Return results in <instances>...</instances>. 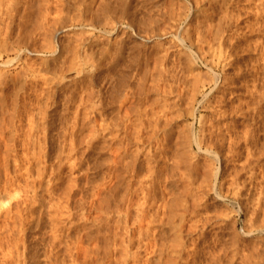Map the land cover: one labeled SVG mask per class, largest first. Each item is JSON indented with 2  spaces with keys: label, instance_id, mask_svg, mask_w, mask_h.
I'll list each match as a JSON object with an SVG mask.
<instances>
[{
  "label": "rangeland",
  "instance_id": "obj_1",
  "mask_svg": "<svg viewBox=\"0 0 264 264\" xmlns=\"http://www.w3.org/2000/svg\"><path fill=\"white\" fill-rule=\"evenodd\" d=\"M48 1H51V0H48ZM65 1L68 2V3L66 2V4H64V6H66L67 14L65 16L66 18L63 19L61 24H63L66 21L64 24L65 25L67 24V25L66 26L64 25L62 28V25L60 24L61 27L56 26L57 28L56 27L53 28L52 26H48V24H46L45 22H41V23L39 22V21H42L41 20L42 14H40L39 12H42L43 9L45 10L44 5H46L48 3V2H46V0H14L11 4L12 8H13V11L11 10L12 15H14V16H12L9 13L11 17L9 16V14H7L8 16L5 15L6 17L3 16V18L0 19V20H3V21H0L1 22V24H0V28H1L0 29V31H1L0 32V35H1L0 36V46L2 47V48L0 47V50H1L0 56L3 57L2 61H6L8 59L14 58V56H15L14 55L15 45L19 41H20V43H23V42L28 41L31 38H33L34 42L32 44H30V46L32 45L30 48L34 47L35 49H39V47H40V45H42V43H44V42L47 43V42L51 41L52 45L59 44L56 47H57V49L58 48L61 49V45L67 44L68 40L71 39L70 38L71 35H73V34L76 35V33L79 34L80 32H83L84 30H86V27L83 29V27H81L80 25H77V23L74 21V19H72L73 23L70 22L72 24L67 22V21L71 20L70 19L71 16H72V18H74L76 16V14H78V11H76V9L74 10V8H75L74 4H75L76 0H74V1L70 0V2L68 0H65ZM100 1H101V3L104 2V3L112 5V8L114 7L113 11L115 10V8L117 9V11L118 10L121 11V12H118L119 14H117V12L114 11V13H116V14H114L112 12L114 15L112 13H110L111 15L108 14L107 17L115 16V15H117V17H119L118 15L121 14L122 17L120 15L119 18H121V19L123 18L124 21L126 20L130 23L132 22L131 23V24H133V25H131L132 30H134V29L137 30L140 27H141L140 28L141 30H139V31H142L143 29L148 30L147 29L148 27L146 28V26L149 24V30L150 31H153V30L155 31L156 27H157L158 31H160L161 29H163V30L165 29L166 32H169V34L168 33L164 34L163 30H161L163 33L162 32L158 33L159 36H161V37H159L160 40L158 38H154L156 41L154 39H152L154 42L152 40H150V42H148L149 45L152 44V45H150V47H148L149 46L148 43H145L143 46L141 45L140 48H135L136 50L132 46L136 47V45H139L140 42H137L138 39L136 40V38L133 37L132 39H130L131 41H128L129 44H127L128 46L126 47V49L123 50L122 56H120L121 58H119L117 60L118 62L116 61L115 64L113 63V65H111V68L113 66L116 67V68L113 67L112 68L113 70L110 68V66H108L109 61H111V59H104V60H102V62L100 61L101 64L99 66H102V67H100L99 69H98V67H96L97 65L94 64L96 68L93 72V74H95L93 76L95 83H93V84H96V85H94V86L90 85L92 88H89L88 82L86 81L87 78L85 76L84 77L86 79L82 76L73 78L74 72L77 69V67H69V69H68V66H66L67 65L66 64L65 67L62 66L63 68L62 67L60 68V71L62 70L61 72H63L62 73L63 76L67 77V80H64L62 82L60 80L53 81L54 83L57 81H59V82H58V84H51V86H49L50 88L46 87V89L48 91L46 90V93L41 94V91L43 88H45V86L42 84H38V86L32 87L31 82H33L35 79H37V77H35V79H33L31 77H28V75L24 76V71L21 69V67L23 65L19 66L18 68L17 67L15 68V61H13L7 67H1V65H0V70H1L0 71L1 72L0 73V76H1L0 77V94H1V96H0V102H1L0 103V112H3V114L4 113L6 114V116L4 115L5 116L4 118L5 119L11 118L13 115L12 112H14V113L16 112L17 115L20 112H47L46 113V115H47L46 120L44 121L43 125L46 127L49 126V131L47 133L48 141H50L51 139L53 140V143H52L53 147H51V148L47 147L46 148L50 152L49 156H47V158H45L46 161L49 162V165L51 164L54 167H58V165L56 164V163H58L56 161L57 159H54V155L51 152H54V149H56L58 147V145H56V143H55V140L61 136H62L61 139L65 138V137L67 138V136H68L67 139H63L64 143L66 144L65 148H67V144L69 145V142H70L69 138L71 137V139H73V141H74V147L76 148V150H75V148L73 149L74 151H72V153H74L75 151H77V153H78L77 154L75 152V154L78 155V156L75 155L77 157V159L74 155H72V157H71V158H73V160H71V161L75 160L74 163H76L74 165V167H70V164H66V162L62 160V159H64V155L61 157V160L63 161V162L61 161V163H62V165H64V168L62 167V165L60 166L61 170L57 171L59 175H57L56 178L54 177V181H52V177H51V174L49 175L50 171L48 169L46 170L47 177L44 176V175H46L45 173L43 174V176L39 177V178H41V181H43L40 183V185L42 187L40 185H38V187L40 189L38 187H37L38 189L36 188L37 190H35L36 191L35 192L36 193L35 198H36V195H37V198L36 199L34 198L35 201L32 202V206H30V204L28 202L30 199L29 197L32 195V191H31V194L29 196V193H30L29 186L30 185L27 184V183H29L28 182L29 180L26 179V177L22 178L25 176L23 174V175H20L19 178H17L18 180L13 181L15 184L12 183V185L20 186L21 190L19 189V187L17 189V187L15 186L17 191L13 190L15 192H12L8 198L9 199L8 202H10V204L8 205V202L6 201L5 204H2L0 206V227H1L0 244L2 243L0 245V263L1 264H9L11 262L10 264H12V263L13 264H17V263L18 264H32V263L33 264H43V263L44 264H55V263H57V264L58 263L59 264H117V261L114 260L115 259L114 256L116 257V259H117V256L123 257V255H122V252H123L124 255L126 253V257L128 256V259L130 261L126 258L127 260L125 262H123L121 259L122 257H121L120 259L122 262H120L118 264H121V263H123V264H127V263H129V264H139V263L140 264H147L148 263L149 264L152 261H153V263L155 261V260L151 261L150 260L151 257L153 259L155 257L159 258V256H160V258H159V260H158V258H156L157 261H155V264L156 263L157 264H164V263L167 264L166 261L168 259H169L168 261L171 260L170 262H168L169 264L172 262H173V264H207V263L208 264H250V263L251 264H254V263L255 264H264V100H263L264 99V81H262V80H264V63H262L263 61L261 60L262 57H264L263 56L264 55V47H263L264 46V44H263L264 43V33H263L264 30L261 29L262 31L260 30L261 31L260 33L257 31L252 32V33L248 32L249 34L246 33V35H244L245 38L243 36V38L239 41L241 44H239V42L236 43L237 55L234 51L233 52L234 57L232 56L233 58H231V62H230V64H233V65L224 66L223 65L224 63H222V66H221V63H220L216 67L215 66L212 67L213 68L212 72H214V74H216V75H219L220 78L224 74H226L227 77H232V79L234 78L233 84L229 83L228 86L224 85L222 87L224 90L222 92H225L224 96L222 95L223 97H221L222 99L217 97V96H221V94L218 93L217 91L214 92L212 96H210L208 98H204L203 95L206 94L210 88L207 87L206 92H202L201 91V83L202 82L206 83V80L210 79V77H212V73L211 72L209 73L208 68H206L205 65L203 66L202 63L200 64V62H198V60L195 59V57H191L192 59L185 58L184 53H187V51H189V50L183 51L182 49H180L178 47L176 48V45L171 44V42L175 39L173 36H174V32H175L174 29L177 27V22L175 21L176 20L175 14H177V12H178V7H179L178 5L180 2H183L187 7L188 6L187 4L190 3V0H188V1L187 0H100ZM100 1L99 0H91V2H93V3H91L90 0L89 1L85 0L84 4H86L87 2H89V4L91 3L90 4L91 10H93L95 12L97 7H98V4H100L99 3ZM76 2H79V0H77ZM51 3L53 4L54 1L52 0ZM54 5H55V3H54ZM54 5L52 7H54ZM86 5H88V4H86ZM199 5H200L199 11L197 13L195 12L194 15L191 16L190 19L185 22L189 25L188 28L190 27L191 33H192V31L194 32V30H195V28H194L196 26L195 21H197V20L198 21L202 20L204 22V24L209 26L210 28H217L218 26H219L218 28H221L225 24L224 17L222 16L223 15L222 9H220L218 7L219 4L217 5V7L215 9H213L214 11H211L212 9H210L211 6H214V5H213V3L209 2V1L208 2L204 1V2L200 3ZM241 5H239V6H241ZM154 7H155V9H154ZM201 9H202V11H201ZM51 10H53V8ZM122 11H123V14H122ZM23 12H26V13H23ZM17 13H19V14H17ZM32 15H34V16H32ZM67 15L69 16L70 20H66L68 17ZM103 17H104L103 14H99L98 16H96L94 18L95 22L96 21L102 22L103 20H100V19H104ZM242 17H245V18H243L244 20L242 21V23H244L245 20H252L253 19V17H251V16L247 17L246 14H245V16H242ZM6 18L9 21H7ZM50 19L51 18H49L48 20H50ZM150 20H152V21H150ZM5 22L8 25H5ZM35 22H37V23H35ZM133 22H135V23H133ZM152 22H153V26L155 29H153V26L152 27L150 26V25H152V24H150ZM39 23H40V25H39ZM242 23H238V25H240V24L244 25L246 22L244 24H242ZM30 24H32V26ZM35 24H37V25H35ZM183 24H184V22L182 23L181 26H183ZM42 25H44L43 29L45 31H48V32L45 33V31L43 29H41ZM38 26H40V27H38ZM2 27L3 28L5 27V28L3 29ZM58 27L61 28L59 30L63 29L65 31L63 33L64 35L62 34L61 36L55 37V39L52 38L53 39L52 40L50 38L51 34H49V33L56 32ZM31 28H32V31H31ZM66 28L68 31H66ZM151 28H152V30H151ZM170 28H172L173 30H171ZM193 28H194V30H192ZM231 28H232V26H231ZM241 29L243 30V28H241ZM59 30H57V31H59ZM157 30H156V32H157ZM36 31H37V33H36ZM172 31H174V32H172ZM43 33L47 34L48 36L43 34ZM67 33H70V34H67ZM66 34H67V36H66ZM95 34L98 37L101 34H102V36L104 35L102 32H99L98 30L95 32ZM43 36H45V37H43ZM102 36H100V37L102 38ZM75 37H77V35L72 36V38H75ZM103 37L105 38L106 36L104 35ZM116 37H118L117 39L120 38L119 36H116ZM59 38H61L62 40ZM12 39H14V40H12ZM15 39H16V41H15ZM170 39H171V42L168 43L169 45L166 44L167 42L170 41ZM55 40H56V42H55ZM72 40H74V39L69 40L68 44L65 46L63 45V46L66 47L67 49H69V47H73L72 45L74 43ZM165 40H169V41H165ZM243 40L245 41V43ZM59 41H61V43H59ZM134 41L136 43H134ZM70 42L72 43L71 46H70V44H71ZM132 42L134 45L132 44ZM156 42H159L161 45L156 43ZM143 43H140V44H143ZM157 44H158V46H155ZM162 44L164 45L163 48H162ZM238 45H240V47H238ZM242 45H244V46H242ZM249 45H250V47H249ZM160 46L163 50H166L165 48H167V49L171 48V49H169L166 52V51L161 50ZM202 46H203L202 48H204L203 50L206 52L208 46H206L205 44H203ZM256 46L258 48H256ZM4 47H6V48L3 49ZM130 47H131V49L129 50ZM241 47H245V48H242L241 51H238L237 49H239ZM251 47L252 48L254 47L255 49H252ZM143 48H144V51H143ZM127 49L129 50V52H127L128 51ZM137 49H139V50H137ZM243 49L245 51H242ZM256 49H259L258 52L256 51ZM261 49H263V50H261ZM2 50H4V51H2ZM125 50L127 53L124 52ZM10 51H12V52H10ZM138 51L141 54L149 55L147 62L142 67L143 69H141V67L138 68V66L136 64L135 65L131 64V63L134 64V62L131 59V56L132 55L135 56V54L138 53ZM145 51H147V53H145ZM161 51L169 54V57L172 55V57H174V60L176 59V61L172 60L173 58H171V57L170 58L167 57V60H166V58H164L162 56L164 53L162 52L163 53L162 54ZM193 51H195V50H193ZM260 51L263 52V55H261L262 53L260 54ZM22 52H23L22 53L23 54L22 59H25L23 62L25 64H30V65L34 64L35 66H38L40 69L41 68H47L48 71H50V69H57V70L59 69V64H60L59 61L60 60L58 61L59 64H56V62L51 61L50 57L52 55L49 53H44V54H40V55L34 54L35 55L34 56L29 51L25 50ZM179 53L181 55H179ZM128 54L129 55L132 54V55L129 57ZM174 54H175V56L177 55L178 57L176 56V58H175ZM7 55H10V56L7 57V59H6ZM133 56H132V58H133ZM151 56H153V58ZM235 56H237V57H235ZM124 57H125V60L127 58L128 59L130 58L129 61H127V60L125 61ZM122 59H123V61H122ZM105 60H107V61L109 60L107 62L108 65L102 64L103 62L106 63ZM177 60H179V61H177ZM121 61L125 62V65L121 66L122 64H124ZM130 61H132V62H130ZM154 61L156 62L155 67H154ZM126 62H128V63H126ZM177 63H179V65H181L182 68H179L181 66H178ZM252 64L254 65V69L256 68L257 72H258L256 77L254 76V72H251V70H250L251 66L253 68ZM103 65H105V67H107V69L105 67L103 69ZM128 65H129V67H128ZM145 65H147L148 67H146ZM249 65H251V66H249ZM126 66L129 69L126 68ZM134 66L137 68H135ZM177 66H178V68H175ZM144 67L146 68L145 69L146 73L141 72V70L144 71ZM238 68L241 70V75L236 73ZM47 70L44 69L42 71H39L40 73H38V74H36L37 73L36 72L34 75H36V76L37 75L38 76L43 75L46 73V72L44 73V71H47ZM136 70H138V72L135 73ZM175 70H176V72H175ZM178 70L179 71L181 70L184 72H181V71L177 72ZM107 71H109L110 73ZM174 72H175V75L173 74ZM250 72L253 74H251ZM106 73H109V74L112 73L113 75L112 74L111 75L114 78H116V80L111 75L106 74ZM137 73H139V74H137ZM182 73L188 74L190 77L187 75L183 76ZM196 73L199 76H197ZM142 74H144L143 75L144 77L142 76ZM177 74H181V76L177 75ZM118 75H120L121 77ZM133 75L134 76L136 75V76L134 77ZM171 76H173V77H171ZM201 76H203V77H201ZM122 77H124V78H122ZM193 77L194 78L197 77V78L194 79ZM25 78H27V79L25 80ZM111 78H113V79L111 80ZM120 78H122L121 80H123V81H121ZM179 79H181L187 85L184 84V87L183 86L181 87V85H183L182 84L183 82L177 81ZM114 80L116 81V84L121 85L122 89L120 86H117L114 83L115 82ZM193 80H195V82ZM197 80H198V83L196 82ZM249 80L251 81L250 82L251 84L248 82ZM117 81H118V83H117ZM219 81H220V79H219ZM244 81L248 82L247 87L243 86L242 83ZM71 82H73V83H71ZM122 82H124V83H122ZM5 83H7V84H5ZM172 83H174L172 85L174 87L171 86ZM195 83H197V84H195ZM40 85H42V87ZM64 85H65V87H63ZM168 85L171 87V90L168 89ZM189 85H191V86H189ZM59 86H62V87H59ZM187 86H189V88H187ZM113 87H114V89L116 87V89L114 90ZM118 87H120L121 90ZM125 87H127V88H125ZM164 88H167V90H165ZM184 88L187 89L185 91L187 94L184 92V90H185ZM192 88L193 89L195 88L194 92H193ZM254 89H256L257 93ZM79 90H81V91L79 92ZM227 90H228V92H227ZM249 90H251V92H249ZM52 91H54V93ZM57 91H59V92H57ZM107 91H108V93H107ZM258 91H259V93H258ZM47 92H49V93H47ZM50 92H52V93H50ZM165 92H169V93L165 94ZM181 92H183V94ZM195 92H196V94H194ZM261 92H262V94L260 95ZM216 93L220 94V95H217ZM49 94L50 95L53 94V95L50 96ZM192 95H196V97H195L196 99H194L192 97ZM215 95L218 99H220L219 101L215 97ZM47 96H49V98H47ZM260 96H263L261 100H260V98H261ZM12 98H14V99H12ZM64 99H66V100H64ZM47 100H48V102L49 101L50 102L47 103ZM55 101H57V102H55ZM53 102H54V104H53ZM62 102H63V104H62ZM205 102H207V103L209 102L210 105L211 104L212 105L210 107L207 105L206 106L202 105ZM9 103H11V104H9ZM92 104H93V106H92ZM99 104L102 105V107L100 105V109H99ZM43 106H45V107H43ZM212 106H214V109H212ZM203 108H205L206 110ZM96 109H99L97 111L98 112L100 111V112L98 113L96 111ZM252 109H254V110H252ZM90 110H92L94 112L96 111L97 113L95 112V114H100V116L94 115V112H92ZM217 110H220V111H217ZM16 114H14L15 115L14 120H13L14 124H15V122L17 123L18 117ZM75 114L78 115V116H76V118H75ZM85 114H86V116H85ZM200 115L204 116V119L206 121V125H208L207 128H206L205 124L203 126L204 127L203 128L204 129V135H207V136H205V138L208 141L216 139L217 134H220V133L222 134L223 132L225 133L226 127H228L231 130V133L232 132L234 133L233 136H235V132L237 133L235 137L238 136L237 139L240 138L239 142L240 141L241 142H240L239 149L240 148L241 149L238 150L239 155L236 156V158H234L232 160V163L226 162L222 159H221L222 161L219 159L220 161L218 160L219 161L218 162L216 159L206 157V155H203L201 153H199V155L195 156L193 152H196V150H197L196 146L193 145L194 151H191L190 148L186 149L187 146L184 147V145H187V144H184L186 142H183V140L182 141L179 140L181 137H182V139H185L189 135V127L191 124L194 125L193 128H196L195 130L193 129V133L197 134V130L200 126L198 123V119H199ZM87 116H88V119H90L91 117L92 118L96 117V120L98 122H96V120H95L94 127L96 126L98 128V126H99L98 123H102L103 126L105 125L104 127H102L103 131H102L101 136H99V133L101 131L92 132V129H93V128H91L92 123H87L88 122L86 120ZM159 116H161L162 119L158 120ZM73 117L76 120L73 119ZM102 120H103V122H102ZM74 122L76 123V126H78L79 129L77 128L74 136H70L71 130L69 132H68V130H69V127H71V125L74 126ZM67 123H68V125H66ZM106 123H107V125H106ZM216 123L217 124L220 123V124L217 125ZM26 124L27 123H25V121H23L22 126L26 127ZM224 124H225V126L226 125H228V126L225 127ZM80 125H82V126H80ZM210 125L212 127H215L216 125L217 126H216V128H213V130H212ZM218 126H219V129H221V130L218 129ZM3 127H6V125H4ZM230 127H233V129H231ZM63 128L66 130L65 133H63L64 132ZM72 128H70V129H72ZM97 128H96V130L100 129V128H98V129ZM209 128L211 129L210 132H209ZM124 130H128V131L126 132ZM218 130H219V132H218ZM248 130H251L253 132L248 131ZM137 131H138V133H137ZM152 131L156 132L158 145H159V143L165 144V142H161L162 137H163L164 133H168V131H170L172 136H171L170 140H168L170 142L168 145L177 144L178 149H179V151H178L179 153L180 152L184 153L182 151L183 147L186 149V151H185V149H184V151L187 153V154L186 153L185 154L188 157H186V155L185 156L183 155L182 157H183V159H184V157H186L187 159H189V158L190 159H189V161L187 159L183 160L182 157L179 156L181 158V159L179 158L180 159L179 161L185 162V163H178L177 168L180 166H182V167L184 166L185 167V169L183 168L184 170H182V168L180 167L181 171H185V170L188 171L187 175L189 177H190L189 167L191 168L192 166L193 167L197 166L196 164H199V165L201 164L200 166H197V168L199 167L197 172H196L197 178L195 177V175L194 176L191 175V178H189L192 180V183L190 181H188L189 180L188 176L184 177L186 175V171L184 172L185 173V175H184L182 172H179L180 171L179 168H178V171L176 168V171H173V172L169 171L168 172V174L171 173L170 175L172 178L174 176L176 177L175 180L173 178L174 181L172 179H170L171 182H169L167 180H163L165 177L171 178L169 175L166 176V170L165 171L163 170V172H162L163 174L159 177L152 176L153 179L151 180V177H150V179L148 177L146 179L147 173L145 172L144 169L143 170L141 169L142 177L143 178L145 177L144 179L142 178V180H144L143 184L145 183V186H146L147 183L148 184L151 183L157 187V189L155 186H154L155 189L152 188L154 190V192H156L155 196L156 197L158 196V197L157 198L155 197L156 201H155V203L153 202V205H152L150 212L153 214V216H154V214H156V217L159 215L158 216L159 219L161 217H162V219H164L163 221H162V219L160 220L162 222L160 224V222H158V220H159L158 217L157 218L155 216L153 218L151 217V221H153V223H154V224L152 223L153 225H151V227L154 226V229H151V228L150 229L154 231V232H152L154 234L152 236L150 234V236H151V240H153L152 242L153 243L155 242L154 244L152 242L151 243L156 247L155 248L156 250L153 249V247H152L153 251H151L152 249L148 250L151 247L146 246L148 244L146 242L151 241V240H147L150 238L146 237L147 238L146 240L144 237L142 238L141 236L138 238V233L135 232V230L138 231V229L135 227L136 223L133 220V218H135V215L137 214L136 211H138L137 205L141 202V199L139 197V192L135 194L136 196L135 195L133 196V198L136 199V201H135L136 205H135V203H132V202H134V199L132 197H131V201L132 200L133 201L130 203H132L133 205L129 204V202L127 203L128 200L126 201V199L129 198L128 196L132 194L131 190L133 191L134 189H136L138 187V184H137L138 182H136L137 178L133 177V179H132L131 176L129 177L128 173L122 174L123 176H125V178H123L124 179L123 182L120 181V183H119L122 187L120 186L121 188L120 187H119V189L117 188L116 191L111 190L112 189L111 186L113 185V182H114V180H113L114 177L111 173V172H113V167H112V164L110 161V159H112L110 157L113 156V153L115 155V153L117 152V151L113 152V150L115 151L117 146H119L120 144L126 147V145H124V144L128 143L127 147L129 148L131 146V149L129 148V152L134 153L133 149L136 148V145H135L134 141L132 142V140H133L132 135H133V137H136V133L137 134L140 133L139 135L141 138V140H140L141 142L140 143L137 142V143L140 144V146H141V144H143L142 145L143 147L141 146V149H144V147L148 145L147 137H149L151 135ZM243 131H245V132L248 131L246 133L247 136L244 132V137H250L251 136L253 138H251V137H250V139L249 138H246V139L242 138L243 137L242 136ZM124 133H126L127 135H125ZM253 133L255 134V136L253 135ZM7 134H8V132H5V133H3V136L8 137ZM10 134L11 133H9V135ZM48 134H50L51 139H50V136ZM114 134L117 136L114 137L113 136ZM210 134H211V136H210ZM0 136L2 137L1 134H0ZM125 136L127 139L124 138ZM1 137H0V149H3V142H2L3 140ZM212 137H214V138H212ZM152 138L149 141V143H151L149 145L151 154L155 152L153 149L155 147L154 146L155 141L152 140ZM124 140H127V141H124ZM123 142H124V144H123ZM181 143H183V146L182 145L180 146ZM212 143H214V142H212ZM249 143H251V144H249ZM87 144L90 147L87 146ZM133 144L135 145V147ZM244 144H245V146L247 144L248 145L246 147H244L243 146ZM16 145H17V147L15 148L16 149L15 152L17 154L19 153L17 155V158L21 159V154H24L23 153L24 151L21 148V146H18L19 145L18 143H16ZM123 146H119L118 149L122 148ZM157 147L158 146L156 144V148ZM247 147H248V149H247ZM243 149H246L245 152H243L244 151ZM187 150L192 152L195 159L193 156H191L192 155L191 152L189 153ZM246 151L248 152V155H247ZM145 153H146V151L143 150V156H141L140 159L144 158ZM189 154H191V155H189ZM171 155H172V153H171ZM168 156H170V155H167L166 157H168ZM203 156L206 158H204ZM79 157H82V158L80 159ZM50 159H51V161H50ZM78 159L81 161L83 159V161L78 163L79 161L78 162L76 161ZM155 160H157L156 157H155ZM206 160H209V161L207 162ZM157 161H159V160H157ZM187 161L190 164H187L188 163ZM210 161H212V162H210ZM191 162H193L192 163L193 165H191ZM194 162H196V163L194 164ZM220 162L222 164H220ZM12 163L13 162L11 161V164H9V166H8V168L10 167V169H12V171L10 170L11 172L8 171V173H12L15 169H17L15 167V164L14 163L12 164ZM63 163H65V164H63ZM170 163L173 164V160H167L166 159V160H160L158 165L159 166L163 165L166 169V168H168V165H170ZM209 163H210V166H209ZM179 164H180V166H179ZM67 165H68V167H65ZM221 167H223V168H221ZM20 168H23V167L21 166ZM200 168L202 171L200 170ZM2 169L3 168H1V170ZM216 169H217V171H216ZM257 169H259V170H257ZM1 170H0V173L2 174V172H4L5 170L4 169H3V171H1ZM7 170H9V169H7ZM7 170L5 171L6 173L4 172V174H3L4 176L1 175V177H4V178L6 177V174H8ZM191 171H192V169H191ZM191 171H190V173H191ZM143 172H145V173H143ZM15 173H17V172H15ZM137 173L138 174L136 177L139 178L138 179V181H139L140 180V176H139L140 169H138ZM172 173H173V175H172ZM174 173H175V175H174ZM259 173H260V175H259ZM206 174H207V176H206ZM10 175H12V174H10ZM14 175L15 174H13L12 176H14ZM126 175H127V178H126ZM214 175H215V177H214ZM12 176H10V177H12ZM48 176H50V180L48 179L49 178ZM7 177H9V174L7 175ZM57 177L60 179L57 180ZM111 177H113V178H111ZM6 178H5V180H7ZM154 178L155 179L157 178L156 181ZM185 178L188 180H186ZM193 178L198 179V180H194ZM202 178H203L204 182H203V180H200ZM24 179L27 181H25ZM55 179L57 182L55 181ZM1 180H3V178ZM1 180H0V185L3 186V182ZM5 180H3L4 185H5V183H7V182H5ZM39 181H40V179H39ZM46 181L48 183H46ZM146 181H148V182H146ZM16 182H17V184H16ZM21 182H22V185H21ZM54 182H55V186H54ZM127 182H129L131 184V186H129L131 189L128 188L130 193L128 192V189H125V187H126L125 184H128ZM166 182H168V183H166ZM78 183H79V186H78ZM186 183H187V185H185ZM196 183L197 184L203 183L204 185L200 184L201 186L199 187V185H195ZM220 183H222V184H220ZM23 184L24 185L27 184V185H25L28 188V189L25 188L27 191L25 189H23L25 187ZM135 184H136V186H135ZM151 184L147 185V186H151ZM166 184H169V185L167 186ZM191 184H192V186H191ZM72 185H73V188L71 190H68V191H70V192H68L67 189L72 187ZM164 185H166V187ZM2 186H0V188ZM46 186L49 187V189L52 187V192L51 191L49 192V190H47L48 188ZM68 186H70V187L68 188ZM187 186H189V187H187ZM195 186H197V187H195ZM202 186L205 188L206 191L204 190V188ZM3 187L4 188H1L3 191H1V189H0V191H1L0 195L4 194L5 186H3ZM107 187H109V189ZM110 187H111V189H110ZM173 187H174V189H172ZM11 188L12 187H10V189ZM122 188H124L127 191L128 195H125V194H127L126 191H124L125 194L123 193ZM158 188H160V189H158ZM161 188H163V189H161ZM169 188L172 190L170 191ZM187 188H188V190H187ZM253 188H254V190H253ZM77 189H78V191H77ZM101 189H102V191H101ZM183 189H185V190H183ZM192 189H193V191H192ZM202 189H203V192H202ZM7 190H9V187L7 188ZM19 190L21 192H19ZM159 190H161V191H159ZM186 190H187V192H185ZM118 191H121L123 193V195H125V197H128V198L125 199L124 196H122V193L121 192L118 193ZM158 191H159V193H157ZM166 191H167L168 195L170 194V192L172 195L167 196ZM204 192H205V194H202ZM25 193L28 197L27 198L28 200L26 199L28 203L26 201L21 203V201H23V200H20V199L25 200V197L21 198L20 196H23ZM186 193H189V194L187 195ZM230 193L231 194L233 193V194L231 195ZM177 194H178V196H177ZM192 194H193V196L194 195L195 196L193 197ZM196 194L199 196H197ZM140 195H141V193H140ZM160 195L161 196L166 195L167 197L164 196L163 199L165 197L166 198L163 200L160 197ZM200 195H201V197H200ZM186 196H188V197H186ZM116 197H117V199H116ZM171 197L173 199H170ZM182 197L185 199L187 198V199L183 200ZM118 198H122L123 199V200L121 199L122 202H119ZM195 198H198V202ZM17 199H18V201L20 200L19 201V207L18 208L16 207V209H15L14 204H15V206L18 204V203H15V201H17ZM64 199H66V200H64ZM160 199H162L166 204H168L171 201H173V202L175 201L176 202V203L174 202L175 206H173V204L170 203L172 205L171 208L170 207H167V208L166 207L165 208L160 207V209H159L158 205L161 204L160 206H164L163 205L164 202L162 203V200H160ZM169 199H170V201H169ZM175 199H177V200H175ZM191 199L196 200V201H192ZM166 200L168 201V203L166 202ZM65 201H66V203H65ZM123 201H124V203H123ZM181 201H183V203H181ZM23 203L29 204V206L32 207V210L34 209L31 214H29V212L31 211L30 209L26 210L27 208H30V207H26L28 205H25ZM125 203L127 206L130 205L132 208L131 207L126 208ZM65 204H66V206H65ZM156 204H157V207H156ZM170 204H168V205H170ZM10 205H11V211L12 212L10 211V213H6L5 208H7V206L9 208ZM24 205H25L26 209H24V211H23L21 209L24 208ZM50 205L53 207H50ZM176 205H178V206L176 207ZM20 206H21V209H20ZM22 206H23V208H22ZM136 206H137V208H136ZM254 206H255V208H254ZM123 207H125L126 209H130L129 216H130V214H131V216L133 215V218H131V216H130L127 219V223L125 222V219H124L125 214L123 213L124 210H126V209H124ZM153 208H155V209L157 208V209L154 210ZM161 208H163L164 211L161 210ZM13 209L16 213L13 212ZM121 209H122V211H121ZM131 209L132 210L135 209L136 211H134V213H133V211ZM167 209H170V211ZM17 210L19 213H17ZM119 210L121 212H118ZM177 210L179 211V213ZM116 211H117V213H115ZM161 211L164 213V215H162ZM35 212H36V214H35ZM48 213H50V214H48ZM53 213L56 215H54ZM20 214H21V216H20ZM51 214H53V216ZM178 214H181V215L178 216ZM62 215H64V216H62ZM8 216H10V217H8ZM17 216L19 217L20 220L17 219L18 218ZM122 216H123V218H122ZM171 216H174V218L170 219V218H172ZM20 217H22L23 220H21ZM114 217L120 218V219L116 218V222H117V220L120 222V223L118 222L119 224L117 223L118 225L122 224L121 222L125 223L126 225L125 224H122L121 226L116 225V223L114 222V220H115ZM182 217H183V219H182ZM45 218H47V219H45ZM130 218L134 222H130L131 221ZM154 219H156V220H154ZM195 219H197V220H195ZM198 219H199V221H198ZM62 220H64V221H62ZM188 220H191V222ZM192 220L194 221V223L192 222ZM71 221H72V223H70ZM51 222L56 223L55 224L56 226L54 224H52ZM8 223H10V224H8ZM17 223H19V224H17ZM134 223H135V225H134ZM51 224L53 225L52 228L55 230H52ZM155 224H158V225H156L157 227L155 226ZM179 224L181 225L180 226L181 229L179 227ZM189 224H192V226L190 225L191 227H188ZM203 224H204V226H203ZM124 225L126 228L127 227L131 228V226H132L133 227L132 229L135 232L134 234H132V240H133L132 242L133 243L135 242V243L134 244L132 243V245H130L131 248L129 245H128V247H126V250L130 249V252L124 251V249H123V247H124L123 245L124 244L127 245V243L124 241L126 238V233H125L126 229H125ZM160 225H162V227ZM200 225H201V227H200ZM231 225H233V226H231ZM5 226H7L8 229ZM193 226H195V227H193ZM196 226H197V228H196ZM4 227L6 229H3ZM155 227H156V229H155ZM247 227H248V229H246ZM116 228H117V230L119 229L120 234L124 229V233L121 234L123 236V238L119 234V231L116 230ZM121 228H123L122 231H121ZM8 230H9V232H8ZM113 230H115L116 233L118 232L117 235L119 234L121 236L119 238H121L123 240H120V239L118 240V238H116L114 241L113 238L115 236H113V232H114V235L116 233ZM151 230H149V231H151ZM158 230H160V231H158ZM162 230H164L163 233H162ZM191 230H193V231H191ZM248 230H249V232H248ZM157 231L160 232V234H162V235L158 236ZM69 232H70V234H69ZM178 232H179V234H178ZM39 234H40V236H39ZM54 234L56 236L60 235L59 236L60 238L59 237L57 238ZM123 234H125V235H123ZM117 235H116V237L119 236V235L118 236ZM52 236H55V238L57 240ZM27 237H28V239H27ZM74 237H76V238H74ZM162 237H163V239H162ZM99 238H101V239H99ZM133 238L136 239L137 241L134 240ZM140 238H142V239H140ZM173 238H174V240H173ZM60 239H61V241H60ZM53 240H55V242ZM112 240L114 242H112ZM56 241H59V243ZM76 241H77V243H76ZM79 241H81V242H79ZM116 241H117V243H116ZM121 241L123 242V245L120 244V243H122ZM159 241H161V242L159 243ZM174 241L177 243L178 247L175 245L176 243L175 244L172 243ZM14 242H15V245H14ZM64 242H66L67 244ZM137 242H140V243L143 242V243L139 244ZM144 242H145V244H144ZM162 242H163L162 245L164 246V247H162V249H164V250H162L161 248H157L159 246L160 247L162 246V245H160ZM46 243L48 244V246L46 245ZM60 243L62 245H60ZM104 243H106V244H104ZM114 243H116V244H114ZM157 243H159V244H157ZM69 244H70V246H69ZM142 244H144L145 247L140 246ZM105 245H107V246H105ZM137 245H139L141 248L139 246H138L139 248H137ZM201 246H203V247H201ZM175 247H177V248H175ZM68 248H70V249H68ZM144 248L146 249V251ZM138 249H141V251ZM143 249L146 253L143 252ZM159 249L162 250L163 252H161ZM172 249H173V251H172ZM202 249H204V250H202ZM4 250L7 252H5ZM16 250H17V252H16ZM115 250H117L118 252ZM147 251H150L148 256L145 255L148 253ZM154 251L155 252L157 251L156 252L157 255L159 252H161L162 255L159 253V256H157L154 254L155 253ZM243 251H244V253H243ZM68 252H70V253H68ZM131 252H133V254L135 253V255H138L139 254L138 252H140V254H139V256H135V255L133 256L131 254ZM152 252H154V253H152ZM178 252L180 254L177 255L176 253H178ZM150 253H152V256H150ZM209 255H211V256H209ZM11 256H12V258H11ZM132 256L134 258H132ZM165 256H167V257H165ZM178 256H179V258H178ZM2 257L4 259H2ZM45 257H46V259H44ZM145 257H147V258H145ZM228 257H230V258H228ZM5 260H7V261H5ZM118 261H120V260H118ZM136 261H138L139 263L138 262L135 263ZM148 261H150V262H148Z\"/></svg>",
  "mask_w": 264,
  "mask_h": 264
},
{
  "label": "bare ground",
  "instance_id": "obj_2",
  "mask_svg": "<svg viewBox=\"0 0 264 264\" xmlns=\"http://www.w3.org/2000/svg\"><path fill=\"white\" fill-rule=\"evenodd\" d=\"M14 0H0V19H2L3 18V16L4 17H6L5 15H7V14H11L12 15V11H13V8H12V2H13ZM54 1V3H55V5H54V3L52 4L51 2H52V0L51 1H48V0H46V2H48L46 5H44L45 6V10L43 9V11L42 12H39L40 14H42L41 16H42V21H39L40 23L41 22H45L46 24H48V26H52L53 28H55L56 26H59V27H61L60 26V24L62 23V21H63V19L64 18H66L65 16H66V14H67V10H66V6H64V4H66V2L67 1H65V0H53ZM69 2H70V0H68ZM72 1V0H71ZM74 1V0H73ZM77 1V0H76ZM75 1V4H74V6H75V8H74V10L76 9V11H78V14H76V16L74 17V18H72V16L70 17V19H69V16L67 17V19L66 20H70V21H67V22H72L73 23V20L72 19H74V21L77 23V25H80L81 27H83V29L86 27V30H84L83 32H80L79 34H77L76 33V35H77V37H75V38H72V36H76V35H71V39H74V40H72L73 41V45H72V41L69 43L70 44V46L72 45L73 47H69V49H67L66 47H64L65 45H67L68 44V42H69V40H71V39H69L68 40V42H67V44H63V45H61V49H57V45H59V44H56V45H52L51 44V41H49V42H47V43H42V45H40V47H39V49H35L34 47H32V48H30L31 46H30V44H32L33 42H34V39L33 38H31L30 40H28V41H25V42H23V43H20V41L15 45V52H14V58H11V59H8V60H6V61H2L3 59V57L2 56H0V65H1V67H7V66H9L13 61H15V68L17 67H19V66H22L21 67V69L24 71V76H27L28 75V77H31V78H33V79H35V77H37V79H35L33 82H31V84H32V87H36V86H38V84H42V85H44L45 86V88H43L42 89V91H41V94L42 93H46V87L48 88L49 86H51V84H58V82L59 81H57V82H53V81H55V80H60L61 82L62 81H64V80H67V77H65V76H63V72H61L60 71V68L62 67V66H64L65 67V65L66 66H68V69H69V67H77V69L75 70V72H74V76H73V78H76V77H86L87 78V82H88V86H89V88H92L90 85H96V84H93V83H95L94 81V78H93V76L95 75V74H93V72H94V70H95V68L96 67H98V69L100 68V67H102V66H99L101 63H100V61L102 62V60H104V59H111V61H109V65L107 64V60H105L106 61V63L105 62H103L102 64H107L108 66H110V68H111V65H113V63L115 64V62L119 59V58H121L120 56H122V53H123V50L124 49H126V47L128 46L127 44H129L128 43V41H131L130 39H132L133 37L134 38H136V40H137V42H140V43H143V44H140L139 43V45H136V47L135 46H132V47H134V49L135 48H140L141 47V45L143 46L145 43H148V42H150V40H152V39H154V38H158L159 39V37H161V36H159V32H162L161 30H163V29H159L160 31H158L157 29V27H156V30H157V32H156V30L154 31H150L149 30V24L146 26V28L150 31H148V30H144L143 28V30L142 31H139V30H141L140 28L139 29H137V30H132V26L131 25H133V24H131L130 22H128V21H124L123 20V18L121 19V18H119L120 17V15H118L119 17H117V15H115V16H109V17H107V15L109 14V15H111L110 13H114V11H116L117 12V14H119L118 12H121L120 10H118L117 11V9L115 8V10L113 11V8H112V5H110V4H107V3H104V2H102L101 3V1L99 2L100 4H98V7H97V9H96V11L94 12L93 10H91V3H93V2H91V0H90V4H89V2H87L86 4H88V5H86V4H84V2H85V0H79V2H76ZM89 1V0H88ZM188 1V0H187ZM204 1H209V2H211V3H213V5L214 6H211V8L210 9H212L211 11H214L213 9H215L216 7H217V5L219 4V8L220 9H222V16L224 17V20H225V24L221 27V28H210L209 26H207V25H205L204 24V22L202 21V20H197V21H195V24H196V26L194 27L195 28V30H194V28L192 29V30H194V32L192 31V33H191V30H190V27L188 28V24L187 23H185L186 21H188L189 19H190V17L191 16H193L194 15V13L196 12H198L199 11V8H200V3H202V2H204ZM17 2V1H16ZM20 2V1H19ZM30 2V1H29ZM39 2V1H38ZM106 2V1H105ZM110 2V1H109ZM108 2V3H109ZM27 3V2H26ZM44 3V2H43ZM68 3V2H67ZM73 3V2H72ZM96 3V2H95ZM17 4V3H16ZM128 4V3H127ZM242 4V5H241ZM246 4V5H245ZM19 5V4H18ZM37 5V4H36ZM54 5V7H52ZM68 5V4H67ZM121 5V4H120ZM141 5V4H140ZM188 6L186 7V5L183 3V2H180L179 3V7H178V12H177V14H175V18H176V22H177V27L174 29V31H172V32H174V40L171 42V39H170V41L169 40H165V41H169V42H167L166 44H168V43H170L171 42V44L172 45H176V48L178 47V48H180V49H182L183 51L184 50H189V51H187V53H184V56H185V58H190V59H192L191 57H195V59H197L198 60V62H200V64L202 63V65L204 66H206V68H208V71H209V73L211 72L212 73V77H210L209 75V77H210V79H207L206 80V83H201V91L202 92H206V90H207V87H209L210 89H209V91L206 93V94H204L203 96H204V98H208V97H210V96H212L213 95V93L214 92H218V93H220L221 94V96H217L218 98H221V97H223L224 96V93L225 92H222V91H224L223 90V86L224 85H227L228 86V84L229 83H232L233 84V79H232V77H227V75L226 74H222L223 76H221V78L219 77V75H216V74H214V72H212L213 71V66H217L218 64H220L221 63V66H222V63H224L223 65L224 66H227V65H233V64H230V62H231V58H233L234 56H233V52L235 51V53H236V43H238L242 38H243V36L244 35H246V33L247 34H249L250 32L252 33V32H255V31H257V32H261L262 30H264V0H190V3H188L187 4ZM239 5H241V6H239ZM244 5V6H243ZM253 5V6H252ZM14 6V5H13ZM33 6V5H32ZM73 6V7H74ZM19 7V6H18ZM53 8V10H51L52 8ZM153 7V6H152ZM12 8V9H11ZM26 8V7H25ZM43 8V7H42ZM51 8V9H50ZM94 8V7H93ZM96 8V7H95ZM122 8V7H121ZM50 9V10H49ZM154 9H155V7H154ZM12 10V11H11ZM186 10V11H185ZM192 11V12H191ZM201 11H202V9H201ZM204 11V10H203ZM23 13H26V12H23ZM112 13V14H113ZM244 15H243V14ZM10 14H9V16H10ZM17 14H19V13H17ZM22 14V13H21ZM71 14V13H70ZM99 14H103L104 15V19H100V20H103L102 22L101 21H96L95 22V17L96 16H98ZM114 14H116V13H114ZM113 14V15H114ZM122 14H123V11H122ZM245 14L247 15V17H249V16H251V17H253V19L252 20H245L244 21V23H242V21L244 20L243 18H245V17H242V16H245ZM23 15V14H22ZM29 15V14H28ZM148 15V14H147ZM8 16V15H7ZM12 16H14V15H12ZM32 16H34V15H32ZM37 16V15H36ZM127 16V15H126ZM11 17V16H10ZM19 17V16H18ZM22 17V16H21ZM121 17H122V15H121ZM141 17V16H140ZM8 18V17H7ZM6 18V19H7ZM41 18V17H40ZM49 18H51L50 20H48ZM98 18V17H97ZM96 18V19H97ZM102 18V17H101ZM126 19V18H125ZM162 19V18H161ZM34 20V19H33ZM98 20V19H97ZM132 20V19H131ZM130 20V21H131ZM0 21H3V20H0ZM7 21H9L8 19H7ZM6 21V22H7ZM150 21H152V20H150ZM149 21V22H150ZM5 22V25H8L7 23ZM14 22V21H13ZM25 22V21H24ZM66 22V21H65ZM64 22V23H65ZM139 22V21H138ZM148 22V21H147ZM158 22V21H157ZM184 22V24H183V26H181L182 25V23ZM35 23H37V22H35ZM40 23H39V25H40ZM61 24L62 25V28H63V26L65 25V24ZM72 23H70V24H72ZM133 23H135V22H133ZM238 23H242V24H244V25H238ZM0 24H1V22H0ZM44 24V23H43ZM147 24V23H146ZM145 24V25H146ZM150 24H152V25H150L151 27L153 26V22L152 23H150ZM156 24V23H155ZM31 26H32V24H30ZM35 25H37V24H35ZM67 25V24H66ZM65 25V26H66ZM137 25V24H136ZM157 25V24H156ZM27 26V25H26ZM43 26L44 25H42V27H41V29H43ZM47 26V27H48ZM79 26V27H80ZM144 26V25H143ZM166 26V25H165ZM231 26H232V28H231ZM240 26V27H239ZM242 26V27H241ZM8 27V26H7ZM22 27V26H21ZM38 27H40V26H38ZM58 27V29L57 30H59V29H61V28H59ZM68 27V26H67ZM70 27V26H69ZM72 27V26H71ZM159 27V26H158ZM3 28V27H2ZM5 28V27H4ZM3 28V29H4ZM15 28V27H14ZM13 28V29H14ZM57 28V27H56ZM134 28V27H133ZM145 28V27H144ZM164 28V27H163ZM173 28V27H172ZM172 28H170L171 30H173ZM241 28H243V30L241 29ZM1 29V28H0ZM23 29V28H22ZM38 29V28H37ZM36 29V30H37ZM46 29V28H45ZM49 29V28H48ZM51 29V28H50ZM82 29V30H83ZM153 29H155L154 28V26H153ZM262 29V30H261ZM30 30V29H29ZM44 30V29H43ZM56 30V32H54V33H49V34H51V36H50V38L52 39H55V37H58V36H61L65 31L62 29V30H59V31H57ZM99 31V32H102L106 37L104 38L103 36H102V34L100 35V36H102V38L99 36H96V34H95V32L96 31ZM151 30H152V28H151ZM170 30V31H171ZM242 30V31H241ZM261 30V31H260ZM31 31H32V28H31ZM45 31V30H44ZM66 31H68L67 30V28H66ZM1 32V31H0ZM8 32V31H7ZM17 32V31H16ZM26 32V31H25ZM30 32V31H29ZM46 32H48V31H45V33ZM143 32V33H142ZM163 32H164V34H169V32H166V30L164 29L163 30ZM162 32V33H163ZM249 32V33H248ZM15 33V32H14ZM24 33V32H23ZM36 33H37V31H36ZM35 33V34H36ZM45 33H43V34H45ZM263 33H264V31H263ZM30 34V33H29ZM42 34V33H41ZM40 34V35H41ZM67 34H70V33H67ZM67 34H66V36H67ZM21 35V34H20ZM27 35V34H26ZM37 35V34H36ZM45 35H47V34H45ZM64 35V34H63ZM172 35V34H171ZM1 36V35H0ZM42 36V35H41ZM48 36V35H47ZM116 36H119L120 38L119 39H117L118 37H116ZM165 36V35H164ZM12 37V36H11ZM32 37V36H31ZM35 37V36H34ZM43 37H45V36H43ZM109 37V38H108ZM194 37V38H193ZM28 38V37H27ZM30 38V37H29ZM40 38V37H39ZM62 38V37H61ZM61 38H59V39H61ZM163 38V37H162ZM244 38H245V36H244ZM23 39V38H22ZM52 39V40H53ZM12 40H14V39H12ZM46 40V39H45ZM62 40V39H61ZM134 40V39H133ZM132 40V41H133ZM155 40V39H154ZM160 40V39H159ZM15 41H16V39H15ZM30 41V42H29ZM37 41V40H36ZM39 41V40H38ZM153 41V40H152ZM156 41V40H155ZM244 41V40H243ZM22 42V41H21ZM54 42V41H53ZM55 42H56V40H55ZM54 42V43H55ZM154 42V41H153ZM58 43V42H57ZM59 43H61V41H59ZM134 43H136L135 41H134ZM156 43H158V44H160L159 42H156ZM244 43H245V41H244ZM249 43V42H248ZM37 44V43H36ZM131 44V43H130ZM132 44H133V42H132ZM131 44V45H132ZM158 44L157 45H155V46H158ZM203 44H205L206 46H208V48H207V51L205 52L203 49L204 48H202L203 46ZM239 44H241L240 42H239ZM247 44V43H246ZM264 44V43H263ZM134 45V44H133ZM148 45H149V43H148ZM150 45H152V44H150ZM150 45L148 46V47H150ZM161 45V44H160ZM169 45V44H168ZM171 45V46H172ZM245 45V44H244ZM244 45H242V46H244ZM248 45V44H247ZM34 46V45H33ZM154 46V45H153ZM163 44H162V48H163ZM166 46V45H165ZM1 47V46H0ZM64 47V48H63ZM145 47V46H144ZM174 47V46H173ZM172 47V48H173ZM238 47H240V45H238ZM248 47V46H247ZM246 47V48H247ZM249 47H250V45H249ZM264 47V46H263ZM2 48V47H1ZM6 47H4L3 49H5ZM156 48V47H155ZM160 48H161V46H160ZM161 48V50H163ZM206 48V47H205ZM242 48H245V47H241V48H239V49H237L238 51H241V49ZM252 48V47H251ZM256 48H258L257 46H256ZM131 49V47L129 48V50ZM133 49V48H132ZM166 50H163V51H168L169 49H171V48H165ZM179 49V50H180ZM250 49V48H249ZM252 49H255L254 47L252 48ZM251 49V50H252ZM10 50V49H9ZM14 50V49H13ZM29 51L31 54H44V53H49V54H51L52 56L50 57L51 59V61H53V62H56V64H59L58 63V61L60 62V64H59V69L57 70V69H50V71H48L47 70V68H39L38 66H35L34 64H32V65H30V64H25V63H23L24 62V60L25 59H22L23 58V52L22 51ZM58 50V51H57ZM128 50V49H127ZM129 50L127 51V52H129ZM136 50V49H135ZM137 50H139V49H137ZM181 50V51H182ZM193 50H195V51H193ZM247 50V49H246ZM250 50V51H251ZM258 50L259 49H256V51L258 52ZM261 50H263V49H261ZM1 51V50H0ZM2 51H4V50H2ZM8 51V50H7ZM143 51H144V48H143ZM158 51V50H157ZM163 51H161V53L163 52ZM182 51V52H183ZM237 51V52H238ZM242 51H245L244 49L242 50ZM249 51V50H248ZM254 51V50H253ZM9 52V51H8ZM10 52H12V51H10ZM57 52V53H56ZM124 52H126V50L124 51ZM126 52V53H127ZM132 52V51H131ZM160 52V51H159ZM166 52H163L161 55L164 57V58H166V60H167V57L168 58H173L172 60H174V57H172V55L169 57V54H167ZM145 53H147V51H145ZM155 53V52H154ZM153 53V54H154ZM170 53V52H169ZM178 53V52H177ZM181 53V52H180ZM179 53V55H181ZM234 53V54H235ZM243 53V52H242ZM262 53V54H261ZM12 54V53H11ZM260 54L261 55H263V52H261L260 51ZM30 55V54H29ZM132 55V54H131ZM131 55H129L128 54V56L130 57ZM160 55V54H159ZM236 55H237V53H236ZM10 55H7L6 56V59H7V57H9ZM35 56V55H34ZM125 56V55H124ZM133 56V55H132ZM132 56H131V59H132V61L134 62V64L133 63H131L132 65H137L138 66V68L139 67H141V69H143L142 67L144 66V64L147 62V59H148V56L149 55H147V54H141L139 51H138V53H136L135 54V56H133V58H132ZM174 56H175V54H174ZM177 56V55H176ZM176 56H175V58H176ZM233 56V57H232ZM264 56V55H263ZM152 58H153V56H151ZM162 57V58H163ZM178 57V56H177ZM235 57H237V56H235ZM28 58V57H27ZM130 59V58H129ZM129 59L127 58L126 60L127 61H129ZM151 59V58H150ZM178 59V58H177ZM235 59V58H234ZM264 57H262V63H264ZM124 60H125V57H124ZM125 60V61H126ZM153 60V59H152ZM165 60V61H166ZM169 60V59H168ZM186 60V59H185ZM122 61H123V59H122ZM121 61V62H122ZM132 61H130V62H132ZM149 61V60H148ZM174 61H176V59L174 60ZM177 61H179V60H177ZM47 62V61H46ZM118 62V61H117ZM172 62V61H171ZM52 63V62H51ZM122 63H124V64H122ZM121 64V66H123V65H125V62H122ZM126 63H128V62H126ZM170 63V62H169ZM187 63V62H186ZM191 63V62H190ZM252 63V62H251ZM94 64H96L97 66L95 67V65ZM130 64V65H131ZM155 64H156V62L154 61V67H155ZM178 64V66H181V65H179V63H177ZM176 64V65H177ZM131 65V66H132ZM153 65V64H152ZM184 65V64H183ZM253 65V64H252ZM120 66V67H121ZM146 67H148L147 65H145ZM178 66L177 67H175V68H178ZM190 66V65H189ZM249 66H251V65H249ZM104 67H105V65H103V69H104ZM114 67V66H113ZM112 67V68H113ZM128 67H129V65H128ZM127 66H126V68H128ZM135 67V66H134ZM239 67V66H238ZM56 68V67H55ZM63 68V67H62ZM106 69H107V67H105ZM111 68V69H112ZM114 68H116V67H114ZM122 68V67H121ZM135 68H137V67H135ZM169 68V67H168ZM179 68H182V66L181 67H179ZM184 68V67H183ZM224 68V67H223ZM47 70V71H44V73L45 74H43V75H40V76H36V75H34L36 72V74H38V73H40L39 71H42V70ZM73 69V68H72ZM109 69V68H108ZM129 69V68H128ZM134 69V68H133ZM145 67H144V71H142L141 70V72H145ZM174 69V68H173ZM97 70V69H96ZM113 70V69H112ZM111 70V71H112ZM116 70V69H115ZM172 70V69H171ZM182 70V69H181ZM180 70V71H181ZM226 70V69H225ZM251 72H254V76L256 77V75L258 74V72H257V69L255 68L254 69V65H253V68H252V66H251ZM1 71V70H0ZM66 71V70H65ZM64 71V72H65ZM110 71V70H109ZM109 71H107V72H109ZM140 71V70H139ZM153 71V70H152ZM179 70L177 71V72H180ZM136 72H138V70H136L135 71V73ZM175 72H176V70H175ZM175 72L173 73L174 75H175ZM181 72H184V71H181ZM189 72V71H188ZM222 72V71H221ZM244 72V71H243ZM246 72V71H245ZM250 72V73H251ZM1 73V72H0ZM110 73V72H109ZM109 73H106V74H109ZM114 73V72H113ZM146 73V72H145ZM153 73V72H152ZM193 73V72H192ZM225 73V72H224ZM236 73L237 74H240L241 75V70L238 68V70L236 71ZM65 74V73H64ZM112 74V73H111ZM111 74H109V75H111ZM134 74V73H133ZM137 74H139V73H137ZM183 74V76L185 75H187V76H189L188 74H184V73H182ZM251 74H253V73H251ZM104 75V74H103ZM113 75V74H112ZM111 75V76H112ZM144 74H142V76H143ZM146 75V74H145ZM173 75V76H174ZM177 75H180L181 76V74H177ZM196 75H197V73H196ZM205 75V74H204ZM211 75V74H210ZM249 75V74H248ZM107 76V75H106ZM105 76V77H106ZM118 76H120V75H118ZM134 76V75H133ZM136 76V75H135ZM134 76V77H135ZM173 76H171V77H173ZM182 76V77H183ZM197 76H199V75H197ZM252 76V75H251ZM253 76V77H254ZM1 77V76H0ZM39 77V78H38ZM84 77V78H85ZM96 77V76H95ZM98 77V76H97ZM108 77V76H107ZM113 77V76H112ZM121 77V76H120ZM127 77V76H126ZM144 77V76H143ZM190 77V76H189ZM201 77H203V76H201ZM238 77V76H237ZM254 77V78H255ZM85 78V79H86ZM104 78V77H103ZM114 78V77H113ZM113 78H111V80L113 79ZM122 78H124V77H122ZM122 78H120V80L122 79ZM181 78V77H180ZM185 78V77H184ZM187 78V77H186ZM194 78V77H193ZM197 77H195L194 79H196ZM208 78V77H207ZM27 78H25V80H26ZM115 80H116V78H114ZM154 79V78H153ZM174 79V78H173ZM182 79V78H181ZM181 79H179V80H177V81H182ZM204 79V78H203ZM219 79H220V81H219ZM16 80V79H15ZM18 80V79H17ZM69 80V79H68ZM97 80V79H96ZM109 80V79H108ZM114 80V81H115ZM125 80V79H124ZM142 80V79H141ZM184 80V79H183ZM209 80V81H208ZM254 80V79H253ZM4 81V80H3ZM29 81V80H28ZM32 81V80H31ZM73 81V80H72ZM121 81H123V80H121ZM134 81V80H133ZM176 81V82H177ZM194 82H195V80H193ZM208 81V82H207ZM219 81V82H218ZM232 81V82H231ZM242 81V80H241ZM262 81H264V80H262ZM26 82V81H25ZM97 82V81H96ZM137 82V81H136ZM174 82V81H173ZM183 82V81H182ZM197 83H198V80L196 81ZM249 83L251 82L250 80L248 81ZM247 81H244L242 84H243V86H246L247 87V83H248ZM259 82V81H258ZM71 83H73V82H71ZM115 84H116V81L114 82ZM117 83H118V81H117ZM122 83H124V82H122ZM178 83V82H177ZM197 83H195V84H197ZM253 83V82H252ZM5 84H7V83H5ZM19 84V83H18ZM77 84V83H76ZM174 83H172L171 84V86L173 85ZM179 84V83H178ZM183 85H181V87L183 86L184 87V84H186L185 82H183L182 83ZM251 84V83H250ZM249 84V85H250ZM262 84V83H261ZM42 85H40L41 87H42ZM69 85V84H68ZM82 85V84H81ZM101 85V84H100ZM103 85V84H102ZM117 86H120L121 87V85H118V84H116ZM126 85V84H125ZM187 85V84H186ZM185 85V86H186ZM193 85V84H192ZM260 85V84H259ZM123 86V85H122ZM176 86V85H175ZM189 86H191V85H189ZM189 86H187V88H189ZM198 86V85H197ZM196 86V87H197ZM19 87V86H18ZM58 87V86H57ZM59 87H62V86H59ZM63 87H65V85L63 86ZM120 87H118L119 89H120ZM172 87H174V86H172ZM193 87V86H192ZM263 87V86H262ZM50 88V87H49ZM88 88V89H89ZM125 88H127V87H125ZM191 88V87H190ZM251 88V87H250ZM253 88V87H252ZM40 89V88H39ZM52 89V88H51ZM65 89V88H64ZM106 89V88H105ZM113 89H114V87H113ZM115 89H116V87H115ZM114 89V90H115ZM121 89H122V87H121ZM120 89V90H121ZM165 90H167V88H164ZM168 89L169 90H171V87L168 85ZM185 90H184V92L187 90L186 88H184ZM195 89V88H194ZM194 89L192 88V90H193V92H194ZM83 90V89H82ZM107 90V89H106ZM110 90V89H109ZM183 90V89H182ZM191 90V89H190ZM191 90V91H192ZM197 90V89H196ZM195 90V91H196ZM199 90V89H198ZM252 90V89H251ZM251 90H249V92H251ZM255 91H256V89H254ZM253 90V91H254ZM258 90V89H257ZM260 90V89H259ZM39 91V92H40ZM48 91V90H47ZM81 90H79V92H80ZM117 91V90H116ZM119 91V90H118ZM177 91V90H176ZM263 91V90H262ZM53 93H54V91H52ZM52 92H50V93H52ZM57 92H59V91H57ZM84 92V91H83ZM170 92V91H169ZM169 92H165V94L166 93H169ZM199 92V91H198ZM227 92H228V90H227ZM9 93V92H8ZM38 93V92H37ZM47 93H49V92H47ZM61 93V92H60ZM107 93H108V91H107ZM182 94H183V92H181ZM186 93V92H185ZM190 93V92H189ZM255 93V92H254ZM256 93H257V91H256ZM258 93H259V91H258ZM58 94V93H57ZM84 94V93H83ZM89 94V93H88ZM187 94V93H186ZM191 94V93H190ZM194 94H196V92L194 93ZM217 94V93H216ZM220 94H217V95H220ZM262 94V92L260 93V95ZM50 95V94H49ZM53 95V94H52ZM52 95H50V96H52ZM56 95V94H55ZM91 95V94H90ZM223 95V96H222ZM0 96H1V94H0ZM9 96V95H8ZM14 96V95H13ZM42 96V95H41ZM58 96V95H57ZM39 97V96H38ZM37 97V98H38ZM55 97V96H54ZM192 97L194 98V99H196L195 97H196V95H192ZM215 97H216V95H215ZM216 97V98H217ZM261 98H260V100L262 99V97L263 96H260ZM3 98V97H2ZM47 98H49V96H47ZM57 98V97H56ZM62 98V97H61ZM203 98V97H202ZM217 98V99H218ZM12 99H14V98H12ZM43 99V98H42ZM55 99V98H54ZM58 99V98H57ZM222 99V98H221ZM3 100V99H2ZM1 100V101H2ZM64 100H66V99H64ZM96 100V99H95ZM220 99H218V101H219ZM264 100V99H263ZM22 101V100H21ZM38 101V100H37ZM42 101V100H41ZM102 101V100H101ZM50 102V101H49ZM48 102V100H47V103H49ZM55 102H57V101H55ZM69 102V101H68ZM74 102V101H73ZM214 102V101H213ZM1 103V102H0ZM13 103V102H12ZM39 103V102H38ZM100 103V102H99ZM102 103V102H101ZM207 102H205V103H203L202 105H207V106H211L210 105V103L208 102L207 104H206ZM216 103V102H215ZM9 104H11V103H9ZM16 104V103H15ZM37 104V103H36ZM51 104V103H50ZM53 104H54V102H53ZM62 104H63V102H62ZM200 104V103H199ZM214 104V103H213ZM35 105V104H34ZM43 105V104H42ZM45 105V104H44ZM52 105V104H51ZM81 105V104H80ZM100 105L101 104H99V109H100ZM226 105V104H225ZM11 106V105H10ZM47 106V105H46ZM92 106H93V104H92ZM98 106V105H97ZM21 107V106H20ZM41 107V106H40ZM43 107H45V106H43ZM64 107V106H63ZM101 107H102V105H101ZM49 108V107H48ZM88 108V107H87ZM231 108V107H230ZM250 108V107H249ZM255 108V107H254ZM257 108V107H256ZM11 109V108H10ZM13 109V108H12ZM40 109V108H39ZM42 109V108H41ZM99 109H96V111L97 110H99ZM203 109H205V108H203ZM212 109H214V106H212ZM211 109V110H212ZM218 109V108H217ZM221 109V108H220ZM251 109V108H250ZM206 110V109H205ZM209 110V109H208ZM252 110H254V109H252ZM33 111V110H32ZM90 111H92V110H90ZM95 111V112H96ZM217 111H220V110H217ZM6 112V111H5ZM8 112V111H7ZM78 112V111H77ZM92 112H94V111H92ZM95 112H94V115H98V116H100V114H95ZM98 112V111H97ZM96 112V113H97ZM100 112V111H99ZM98 112V113H99ZM46 113L47 112H20V113H18V115L16 114V112L14 113V112H12V117L11 118H9V119H5L4 117L6 116V114L4 113L3 114V112H0V134L2 135V142H3V149H0V170H1V168H3L5 171L7 170V169H9V170H7V173H8V171H12V169H10V167L8 168V166H9V164H11V161L15 164V167L17 168V169H15L14 171L15 172H17V173H15L14 171L12 172V173H8L9 174V177H7V175L8 174H6V179L7 180H5V178L4 177H1V175H3L4 174V172H2V174L0 173V180L3 178V180H5V182H7V183H5V185H4V181L3 180H1L2 182H3V186H5V190H4V194L2 195H0V206L2 205V204H5V202L7 201H9V196L11 195V193L12 192H15V191H13V190H16V187H17V189H18V187H19V189H20V186H18V185H12V183L13 184H15L13 181H15V180H18L17 178H19V176L20 175H25L24 177H22V178H25L26 177V179H28L29 181V183H27L28 185H30L29 186V191H30V193H29V196H30V194H31V191H32V195L29 197L30 199H29V204H30V206H32V202L33 201H35L34 200V198H35V190H37L39 187H38V185H40V183L41 182H43V181H41V178H39V177H41V176H43V174L45 173L46 174V170L48 169L50 172H49V175L51 174V177H52V181H54V177L56 178V176L57 175H59L58 174V170H61V165H62V163H61V161L63 160V161H65L66 162V164H70V167H74V165L76 164V163H74L75 162V160L74 161H71V160H73V158H71L72 157V155H77L78 153H77V151H75L77 154H75V152L74 153H72V151H74L73 149L75 148L74 147V141H73V139H71V137L70 136H74V134H75V131L77 130V128H78V126H76V123L74 122V126H72L71 125V127H69V130H68V132L71 130V132H70V142H69V145L67 144V148H65L66 147V144L64 143V140L63 139H67L68 138V136H67V138L65 137V138H63V139H61L62 138V136L61 137H59L58 139H56L55 140V143H56V145H58V147L56 148V149H54V152H51V153H53V155H54V159H57L56 161L58 162V163H56L57 165H58V167H54V166H52L51 164L49 165V162H47L46 161V159L45 158H47V156H49V154H50V152L46 149L47 147L48 148H51V147H53L52 146V143H53V140L51 139V136H50V134H48L49 136H50V141H48V136H47V133H48V131H49V126H44L43 124H44V121L46 120ZM54 113V112H53ZM102 113V112H101ZM239 113V112H238ZM14 114H16L17 115V123L15 122V124H14V117H15V115ZM63 114V113H62ZM87 114V113H86ZM86 114H85V116H86ZM91 114V113H90ZM234 114V113H233ZM237 114V113H236ZM5 115V116H4ZM92 115V114H91ZM211 115V114H210ZM11 116V115H10ZM76 116H78V115H76L75 114V118H76ZM89 116V115H88ZM88 116L86 117V120L88 121L87 123H92L91 125H92V127L91 128H93L92 129V132H96V131H101L100 133H99V136H101L102 135V131H103V129H102V127H104L103 126V124L102 123H98L99 124V126H98V128H100V129H98L96 126V128L98 129V130H96V128L94 127V125H95V120H96V117L94 118H90V119H88ZM257 117V116H256ZM74 117H73V119H75ZM100 118V117H99ZM253 118V117H252ZM251 118V119H252ZM159 119H162V117L161 116H159V118H158V120ZM260 119V118H259ZM76 120V119H75ZM217 120V119H216ZM229 120V119H228ZM250 120V119H249ZM262 120V119H261ZM23 121H25V123H27L26 124V127H23L22 126V123H23ZM56 121V120H55ZM51 122V121H50ZM96 122H98L97 120H96ZM102 122H103V120H102ZM209 122V121H208ZM219 122V121H218ZM235 122V121H234ZM198 123H199V128H198V130H197V134L196 133H193V129L195 130L196 128H193L194 127V125L193 124H191L190 125V127H189V135L185 138V139H182V137L179 139V140H183V142H186V143H184V144H187V145H184V147L185 146H187L186 147V149H188V148H190L191 149V151H194L193 150V145H195L196 146V152H193L194 153V155L195 156H197V155H199V153H201V154H203V155H206V157H209V158H214V159H216L217 161L220 159H222V160H224V161H226V162H231L232 163V160L234 159V158H236V156H238L239 155V151L238 150H240L239 149V147H240V142H239V139H237V137H235L236 136V132H235V136H233L234 135V133L232 134L231 133V130L228 128V127H226V126H228V125H226L225 126V124H224V126L226 127H224L223 125V127L225 128V133L223 134H217L216 136V139H213V140H206V138H205V136H207V135H204V124H205V126H206V128H207V126L208 125H206V121H205V119H204V116L203 115H200L199 116V119H198ZM210 123V122H209ZM225 123V122H224ZM228 123V122H227ZM81 124V123H80ZM215 124V123H214ZM217 124V123H216ZM220 124V123H219ZM219 124H217V125H219ZM223 124V123H222ZM250 124V123H249ZM4 125H6V127H3ZM49 125V124H48ZM66 125H68V123L66 124ZM106 125H107V123H106ZM216 125V126H217ZM236 125V124H235ZM65 126V125H64ZM80 126H82V125H80ZM211 126V125H210ZM216 126L215 127H212L211 126V128H212V130H213V128H216ZM221 126V125H220ZM54 127V126H53ZM73 127V128H72ZM263 127V126H262ZM70 128H72V129H70ZM221 128V127H220ZM231 129H233V127H230ZM52 129V128H51ZM64 129V128H63ZM79 129V128H78ZM218 129H219V126H218ZM229 129V130H228ZM247 129V128H246ZM253 129V128H252ZM256 129V128H255ZM219 130H221V129H219ZM219 130H218V132H219ZM224 130V129H223ZM222 130V131H223ZM235 130V129H234ZM65 129H64V132L63 133H65ZM124 131H128V130H124ZM211 131V129L209 128V132ZM236 131V130H235ZM246 131V130H245ZM245 131H243V137L242 138H249L250 139V137H244V132ZM248 131H251V130H248ZM247 131V132H248ZM5 132H8V137H4L3 136V133H5ZM67 132V133H68ZM217 132V133H218ZM221 132V131H220ZM242 132V131H241ZM247 132H245V134L247 133ZM251 132H253V131H251ZM9 133H11L10 135H9ZM89 133V132H88ZM137 133H138V131H137ZM136 133V137H133V135H132V138H133V140H132V142L134 141V143H135V145H136V148H134L133 149V151H134V153L133 152H129V148L131 149V146L128 148L127 147V145H128V143L127 144H124V142H123V144L124 145H126V147L125 146H123V145H119V146H123L122 148H119L118 149V147L119 146H117V148L115 149V151L113 150V152H116L115 153V155H114V153H113V156H111L110 158H112V159H110V161H111V164H112V167H113V172H111L112 173V175H113V177H114V182H113V185L111 186L112 187V189H111V187H110V189L111 190H114V191H116L117 190V188L119 189V187L121 186L119 183H120V181H122L123 182V178H125V176H123L122 174H126V173H128V175H129V177L131 176L132 177V179H133V177H135V178H137V181L136 182H138L137 184H138V187L136 188V189H134L133 191L131 190V195H129L128 197H125V195H128V193H127V191L125 190V189H128V188H130L129 186H131V184L129 183V182H127L128 184H125L126 185V187H125V189L124 188H122V190H123V193L125 194V192L124 191H126V193L127 194H125V195H123V193L121 192V191H118V193L119 192H121L122 193V196H124V198L126 199V198H128V199H126V201H127V203L129 202V204H131V205H133L132 203H135V205H136V199H134L133 198V196L136 194V193H138L139 192V197H140V199H141V204L139 203L137 206H138V208H137V206H136V208L138 209V211H136L135 209H131L132 211H133V213H134V211H136L137 212V214L135 215V218H133V215L131 216V214H130V216H131V218H133V220L135 221V223H136V228L138 229V231L137 230H135V232H137L138 233V238L141 236L142 238L144 237L145 238V240L147 239L146 237H148V238H150V239H147V240H151V236L154 234V233H152V232H154L153 230H151V229H154V226L153 227H151V225H153L154 223H153V221H151V217L153 218L154 216L156 217V214H154V216H153V214L150 212V210H151V208H152V205H153V202L155 203V201H156V198L158 197H156L155 196V193L156 192H154V190L152 189V188H154V184H151L150 182V184H151V186H147V185H150V184H148L147 183V185L145 186V183L143 184V181L144 180H142V172H141V169L143 170H145V172L147 173V175H146V179H147V177L150 179V177H151V180L153 179L152 178V176H156V177H159V176H161L163 173V170L165 171L166 170V176L167 175H169L170 177H171V173L170 174H168V172L170 171V172H173V171H176V168H177V164L178 163H185V162H180L179 160L181 159L179 156H185L187 153L185 152L186 151V149L183 147L182 148V151L184 152V153H182V152H178L179 151V149H178V145L177 144H175V145H168L170 142L168 141V140H170V138H171V136H172V134H171V132L170 131H168V133H164V135H163V137H162V140H161V142H165V144H162V143H159V145H158V143H157V137H156V132H154V131H152L151 132V135L149 136V137H147V141H148V145L147 146H145L144 147V149H141V146L143 145V144H141V146H140V144H138V143H140L141 141V138H140V133L139 134H137ZM207 133V132H206ZM205 133V134H206ZM216 133V132H215ZM117 134V133H116ZM125 135H127L126 133H124ZM123 134V135H124ZM212 134V133H211ZM211 134H210V136H211ZM262 134V133H261ZM6 135V134H5ZM249 135V134H248ZM252 135V134H251ZM253 135L255 136V134L253 133ZM114 137H116L117 135H113ZM246 136H247V134H246ZM55 137V136H54ZM94 137V136H93ZM153 137V138H152ZM184 137V136H183ZM241 137V136H240ZM124 138H126V136L124 137ZM135 138V139H134ZM152 138V140H154L155 141V147L153 148L154 149V153H150V147H149V145L151 144V143H149V141H150V139ZM179 138V137H178ZM189 138V139H188ZM211 138V137H210ZM212 138H214V137H212ZM241 138V139H242ZM251 138H253V137H251ZM127 139V138H126ZM209 139V138H208ZM248 139V140H249ZM123 140V139H122ZM121 140V141H122ZM136 140V141H135ZM185 140V141H184ZM120 141V140H119ZM124 141H127V140H124ZM243 141V140H242ZM254 141V140H253ZM138 142V143H137ZM152 142V141H151ZM212 142H214V143H212ZM16 143H18L19 145L18 146H21V148L23 149V153L24 154H21V159H19V158H17V155L19 154H17L15 151H16V147H17V145H16ZM119 143V142H118ZM121 143V142H120ZM131 143V142H130ZM91 144V143H90ZM156 144H157V148H156ZM249 144H251V143H249ZM76 145V144H75ZM132 145V144H131ZM134 145V144H133ZM135 145H134V147H135ZM183 146V143H181L180 144V146ZM248 145V144H247ZM246 145V146H247ZM87 146H89L88 144H87ZM114 146V145H113ZM140 146V147H139ZM244 147H246L245 146V144L243 145ZM252 146V145H251ZM250 146V147H251ZM90 147V146H89ZM139 147V148H138ZM143 147V146H142ZM255 147V146H254ZM260 147V146H259ZM181 148V147H180ZM152 149V148H151ZM184 149H185V151H184ZM189 149V150H190ZM247 149H248V147H247ZM251 149V148H250ZM249 149V150H250ZM66 150V151H65ZM75 150H76V148H75ZM111 150V149H110ZM143 150H145L146 151V153H145V156H144V158L143 159H140L141 158V156H143ZM181 150V149H180ZM244 151L243 152H245V150L246 149H243ZM188 151V150H187ZM191 151H188L189 153L191 152ZM248 151V150H247ZM246 151V152H247ZM19 152V151H18ZM21 152V153H22ZM66 152V153H65ZM242 152V151H241ZM240 152V153H241ZM249 152V151H248ZM248 152H247V155H248ZM170 153V154H169ZM171 153H172V155H171ZM186 153V154H185ZM256 153V152H255ZM164 154V155H163ZM191 154H192V152H191ZM191 154H189V155H191ZM64 155V159H62L61 160V157ZM80 155V154H79ZM167 155H170V156H168V157H166ZM194 155L192 154L191 156H193L194 157ZM250 155V154H249ZM258 155V154H257ZM20 156V155H19ZM18 156V157H19ZM73 156V157H74ZM78 156V155H77ZM76 157V156H75ZM155 157L157 158V160H173V164L172 163H170V165H168V168H166L165 169V167L162 165V166H159L158 165V163H159V161H157V160H155ZM186 157H188L187 155H186ZM186 157H184V159H187ZM190 157V156H189ZM199 157V156H198ZM204 157V156H203ZM206 157H204V158H206ZM248 157V156H247ZM50 158V157H49ZM71 158V159H70ZM80 159L82 158V157H79ZM180 158V159H179ZM45 159V160H44ZM76 159H77V157H76ZM182 159H183V157H182ZM183 159V160H184ZM190 159V158H189ZM189 159H187L188 161H189ZM194 159H195V157H194ZM249 159V158H248ZM255 159V158H254ZM182 160V161H183ZM192 160V159H191ZM190 160V161H191ZM213 160V159H212ZM219 160V161H220ZM221 160V161H222ZM50 161H51V159H50ZM62 161V162H63ZM78 163H80V162H82L83 161V159H82V161L81 160H76ZM187 161V162H188ZM207 162L209 161V160H206ZM218 161V162H219ZM198 162V161H197ZM210 162H212V161H210ZM12 163V164H13ZM193 162H191V165H193L192 164ZM196 162H194V164H195ZM224 163V162H223ZM22 164V165H21ZM63 164H65V163H63ZM187 164H190L189 162L187 163ZM220 164H222L221 162H220ZM225 164V163H224ZM229 164V163H228ZM23 167V168H20L21 166ZM54 165V164H53ZM172 165V166H171ZM182 165V164H181ZM190 165V166H191ZM197 166H200L199 164H196ZM204 165V164H203ZM212 165V164H211ZM246 165V164H245ZM11 166V165H10ZM13 166V165H12ZM56 166V165H55ZM171 166V167H170ZM179 166H180V164H179ZM187 166V165H186ZM189 166V165H188ZM197 166H192L191 168L189 167V169H190V171H191V169H192V171H191V173H190V171H189V175H190V177L187 175V173H188V171H186V175H185V171H181V168H182V170H184L185 169V167L183 166H180V167H178L179 169H180V171L179 172H182L185 176L184 177H186V176H188V179L189 178H191V175H195V177H196V172H197V170H198V168H197ZM209 166H210V163H209ZM218 166V165H217ZM224 166V165H223ZM62 167L64 168V165H62ZM65 167H68V165L67 166H65ZM170 167V168H169ZM220 167V166H219ZM225 167V166H224ZM253 167V166H252ZM13 168V167H12ZM178 168H177V171H178ZM184 168V169H183ZM221 168H223V167H221ZM3 169L1 170V171H3ZM138 169H140V173H139V176H140V180L138 181V177H136L137 176V172H138ZM188 169V168H187ZM200 170H201V168H200ZM206 170V169H205ZM252 170V169H251ZM257 170H259V169H257ZM10 171V172H11ZM23 171V172H22ZM202 171V170H201ZM207 171V170H206ZM216 171H217V169H216ZM63 172V171H62ZM61 172V173H62ZM145 172H143V173H145ZM214 172V171H213ZM221 172V171H220ZM6 173V172H5ZM64 173V172H63ZM181 173V174H182ZM217 173V172H216ZM10 174H15L14 176H12V175H10ZM131 174V175H130ZM141 174V175H140ZM210 174V173H209ZM214 174V173H213ZM218 174V173H217ZM62 175V174H61ZM64 175V174H63ZM111 175V174H110ZM172 175H173V173H172ZM174 175H175V173H174ZM178 175V174H177ZM216 175V174H215ZM215 175H214V177H215ZM259 175H260V173H259ZM4 176V175H3ZM10 176H12V177H10ZM44 176H46L47 177V174L46 175H44ZM192 176V177H193ZM206 176H207V174H206ZM209 176V175H208ZM219 176V175H218ZM49 178V180H50V176H48ZM113 177H111V178H113ZM199 177V176H198ZM260 177V176H259ZM126 178H127V175H126ZM145 178V177H144ZM143 178V179H144ZM174 178V180H175V176L173 177ZM173 178L171 177V178H164L163 180H167V181H169V182H171L170 181V179H172L173 180ZM183 178V177H182ZM197 178V177H196ZM39 179H40V181H39ZM45 179V178H44ZM58 179H60V178H58L57 177V180ZM122 179V180H121ZM145 179V180H146ZM148 179V180H149ZM155 179V178H154ZM157 179V178H156ZM156 179H155V181H156ZM186 179V178H185ZM188 179H186V180H188ZM194 179V178H193ZM25 180V179H24ZM23 180V181H24ZM48 180V181H49ZM159 180V179H158ZM162 180V179H161ZM173 180V181H174ZM184 180V179H183ZM194 180H198V179H194ZM200 180H203V178L202 179H200ZM215 180V179H214ZM25 181H27V180H25ZM55 181H56V179H55ZM60 181V180H59ZM75 181V180H74ZM134 181V180H133ZM172 181V182H173ZM188 181H190L191 183H192V180L191 179H189ZM250 181V180H249ZM18 182V181H17ZM17 182H16V184H17ZM39 182V183H38ZM57 182V181H56ZM121 182V183H122ZM146 182H148V181H146ZM184 182V181H183ZM196 182V181H195ZM198 182V181H197ZM203 182H204V180H203ZM210 182V181H209ZM232 182V181H231ZM242 182V181H241ZM19 183V182H18ZM24 183V182H23ZM37 183V184H36ZM46 183H48L47 181H46ZM126 183V182H125ZM133 183V182H132ZM164 183V182H163ZM166 183H168V182H166ZM7 184V185H6ZM27 184H25V185H27ZM57 184V183H56ZM123 184V183H122ZM134 184V183H133ZM162 184V183H161ZM183 184V183H182ZM204 185L203 183H199V184H195V185H199V187L201 186V185ZM220 184H222V183H220ZM21 185H22V182H21ZM24 185V184H23ZM24 185V186H25ZM37 185V186H36ZM76 185V184H75ZM167 186L169 185V184H166ZM166 185H164L165 187H166ZM171 185V184H170ZM175 185V184H174ZM173 185V186H174ZM185 185H187V183L185 184ZM189 185V184H188ZM194 185V184H193ZM242 185V184H241ZM0 186H2V185H0ZM1 187V188H4V187ZM15 188H14V187ZM23 186V187H24ZM41 186V185H40ZM52 186V185H51ZM54 186H55V182H54ZM78 186H79V183H78ZM135 186H136V184H135ZM191 186H192V184H191ZM228 186V185H227ZM243 186V185H242ZM9 187V190H7V188ZM10 187H12L11 189H10ZM38 187V188H37ZM42 187V186H41ZM45 187V186H44ZM47 187V186H46ZM53 187V186H52ZM52 187L49 189V187H47L46 189L47 190H49V192L51 191L52 192ZM70 186H68V188H69ZM122 187V186H121ZM120 187V188H121ZM156 187V186H155ZM171 187V186H170ZM187 187H189V186H187ZM195 187H197V186H195ZM198 187V188H199ZM203 187V186H202ZM201 187V188H202ZM0 188V189H1ZM28 189L26 186L23 188V189ZM37 188V189H36ZM73 188V185H72V187H70L69 189H67V191L68 190H71ZM108 189H109V187H107ZM164 188V187H163ZM163 188H161V189H163ZM193 188V187H192ZM197 188V189H198ZM200 188V189H201ZM204 188V187H203ZM235 188V187H234ZM233 188V189H234ZM258 188V187H257ZM25 189V190H26ZM40 189V188H39ZM54 189V188H53ZM79 189V188H78ZM78 189H77V191H78ZM107 189V190H108ZM131 189V188H130ZM155 189V188H154ZM156 189H157V187H156ZM158 189H160V188H158ZM172 189H174V187L172 188ZM172 189H170L169 188V190L171 191ZM190 189V188H189ZM199 189V190H200ZM245 189V188H244ZM259 189V188H258ZM12 190V191H11ZM21 190V189H20ZM19 190V192H21ZM110 190V191H111ZM166 190V189H165ZM164 190V191H165ZM182 190V189H181ZM183 190H185V189H183ZM187 190H188V188H187ZM187 190L185 191V192H187ZM204 190H205V188H204ZM243 190V189H242ZM253 190H254V188H253ZM261 190V189H260ZM1 191H3L2 189H1ZM0 191V192H1ZM17 191V190H16ZM24 191V190H23ZM27 191V190H26ZM66 191V190H65ZM74 191V190H73ZM72 191V192H73ZM76 191V190H75ZM101 191H102V189H101ZM109 191V190H108ZM159 191H161V190H159ZM159 191L157 192V193H159ZM192 191H193V189H192ZM206 191V190H205ZM208 191V190H207ZM241 191V190H240ZM68 192H70V191H68ZM128 192H129V189H128ZM163 192V191H162ZM181 192V191H180ZM202 192H203V189H202ZM28 193V192H27ZM130 193V192H129ZM140 193H141V195H140ZM161 193V192H160ZM164 193V192H163ZM184 193V192H183ZM192 193V192H191ZM201 193V192H200ZM239 193V192H238ZM166 194H167V196H169V195H172L171 194V192H170V194L168 195V193H167V191H166ZM187 195L189 194V193H186ZM185 194V195H186ZM202 194H205V192L204 193H202ZM201 194V195H202ZM231 194V193H230ZM229 194V195H230ZM233 194V193H232ZM231 194V195H232ZM26 195V193L23 195V196H20L21 198L23 197H25V200L24 199H20V200H23V201H21V203L22 202H27V195ZM120 195V194H119ZM118 195V196H119ZM191 195V194H190ZM197 195V194H196ZM201 195H200V197H201ZM236 195V194H235ZM244 195V194H243ZM39 196V195H38ZM136 196V195H135ZM164 196H166V195H164ZM164 196H161L160 195V197L163 199V197ZM166 196V197H167ZM177 196H178V194H177ZM184 196V195H183ZM192 196H193V194H192ZM195 196V195H194ZM193 196V197H194ZM197 196H199V195H197ZM219 196V195H218ZM258 196V195H257ZM40 197V196H39ZM131 197L134 199V202H132L131 201ZM156 197V198H155ZM165 197V198H166ZM186 197H188V196H186ZM203 197V196H202ZM242 197V196H241ZM36 198H37V195H36ZM35 198V199H36ZM52 198V197H51ZM164 198V199H165ZM183 198V197H182ZM229 198V197H228ZM240 198V197H239ZM256 198V197H255ZM27 199V200H26ZM61 199V198H60ZM67 199V198H66ZM66 199H64V200H66ZM116 199H117V197H116ZM119 200V202H122L121 201V199L122 198H118ZM124 199V200H125ZM162 199H160V200H162ZM163 199V200H164ZM170 199H173L172 197L170 198ZM170 199H169V201H170ZM185 198H183V200H184ZM187 199V198H186ZM185 199V200H186ZM196 200H197V202H198V198H195ZM200 199V198H199ZM19 200V201H20ZM42 200V199H41ZM70 200V199H69ZM115 200V199H114ZM123 200V199H122ZM162 200V203L164 202ZM168 200V199H167ZM166 200V202L168 203V201ZM175 200H177V199H175ZM192 201H196V200H193V199H191ZM201 200V199H200ZM17 201H18V199H17ZM17 201H15V203H18L16 206H15V204H14V208L16 209V207L18 208L19 207V201L17 202ZM58 201V200H57ZM116 201V200H115ZM117 201V202H118ZM158 201V200H157ZM27 202V203H28ZM39 202V201H38ZM43 202V201H42ZM130 202H132V203H130ZM159 202V201H158ZM173 201H171V202H169L168 204H173V206H175L174 204L176 203L175 201V203L173 202ZM65 203H66V201H65ZM123 203H124V201H123ZM161 203V202H160ZM179 203V202H178ZM181 203H183V201H181ZM10 204V202H8V205ZM23 204H25V205H28V206H26V207H30L29 206V204H26V203H23ZM51 204V203H50ZM168 204H166L165 202L163 203V205L164 206H160V205H158V207H159V209H160V207H172V205L170 204V205H168ZM186 204V203H185ZM193 204V203H192ZM21 205V204H20ZM25 205H24V208H23V206H22V208L23 209H21V206H20V209L21 210H23L24 211V209H26V207H25ZM125 205H126V203H125ZM124 205V206H125ZM62 206V205H61ZM65 206H66V204H65ZM64 206V207H65ZM178 205H176V207H177ZM47 207V206H46ZM50 207H53V206H51L50 205ZM56 207V206H55ZM54 207V208H55ZM129 207H131L130 205L129 206H127L126 205V208H129ZM134 207V206H133ZM156 207H157V204H156ZM242 207V206H241ZM41 208V207H40ZM124 209H126L125 207H123ZM132 208V207H131ZM183 208V207H182ZM254 208H255V206H254ZM6 210V213H10V211H11V205H10V207L8 208V206H7V208H5ZM28 209H30L29 211V214H31L32 213V211L34 210H32V207H30V208H27L26 210H28ZM63 209V208H62ZM66 209V208H65ZM154 210H156L155 208H153ZM60 210V209H59ZM161 210H163V208H161ZM167 210H169L170 211V209H167ZM121 211H122V209H121ZM120 210L118 211V212H121ZM153 211V210H152ZM164 211V210H163ZM178 211V210H177ZM12 212V211H11ZM13 212H15L14 211V209H13ZM42 212V211H41ZM46 212V211H45ZM60 212V211H59ZM69 212V211H68ZM159 212V211H158ZM166 212V211H165ZM183 212V211H182ZM181 212V213H182ZM185 212V211H184ZM192 212V211H191ZM16 213V212H15ZM17 213H19L18 212V210H17ZM115 213H117V211L115 212ZM125 215H124V219H125V222L127 223V219L130 217L129 216V213H130V209H126V210H124V212H123ZM132 213V214H133ZM152 215H151V214ZM161 213H162V215H164V213L161 211ZM172 213V212H171ZM178 213H179V211H178ZM13 214V213H12ZM35 214H36V212H35ZM40 214V213H39ZM48 214H50V213H48ZM54 214V213H53ZM53 214H51L52 216H53ZM70 214V213H69ZM168 214V213H167ZM173 214V213H172ZM193 214V213H192ZM9 215V214H8ZM38 215V214H37ZM54 215H56V214H54ZM179 215H181V214H178V216ZM195 215V214H194ZM20 216H21V214H20ZM62 216H64V215H62ZM69 216V215H68ZM117 216V215H116ZM159 216V215H158ZM157 216V217H158ZM189 216V215H188ZM200 216V215H199ZM8 217H10V216H8ZM18 217V216H17ZM16 217V218H17ZM23 217V216H22ZM22 217H20L21 218V220H23L22 219ZM41 217V216H40ZM45 217V216H44ZM50 217V216H49ZM156 217V218H157ZM172 218H170V219H173L174 218V216H171ZM24 218V217H23ZM60 218V217H59ZM64 218V217H63ZM67 218V217H66ZM115 218V217H114ZM116 218H118V219H120L119 217H116ZM116 218H115V220H114V222L116 223V225H118L120 222L117 220V222H116ZM122 218H123V216H122ZM130 218V219H131ZM165 218V217H164ZM189 218V217H188ZM225 218V217H224ZM18 220H20L19 219V217L17 218ZM16 219V220H17ZM45 219H47V218H45ZM158 219H159V217H158ZM157 219V220H158ZM162 219V217L158 220V222H160V224L162 223L160 220ZM182 219H183V217H182ZM59 220V219H58ZM154 220H156V219H154ZM164 219H162V221H163ZM194 220V219H193ZM192 220V222L194 223V221ZM195 220H197V219H195ZM203 220V219H202ZM231 220V219H230ZM229 220V221H230ZM41 221V220H40ZM47 221V220H46ZM52 221V220H51ZM57 221V220H56ZM55 221V222H56ZM62 221H64V220H62ZM69 221V220H68ZM134 221H132V219H131V221L130 222H134ZM183 221V220H182ZM186 221V220H185ZM188 221H190L191 222V220H188ZM198 221H199V219H198ZM26 222V221H25ZM24 222V223H25ZM60 222V221H59ZM119 222V223H118ZM181 222V221H180ZM189 222V223H190ZM33 223V222H32ZM52 223V222H51ZM69 223V222H68ZM70 223H72V221L70 222ZM118 223V224H117ZM122 224H125V223H123V222H121ZM135 223H134V225H135ZM153 223V224H152ZM156 223V222H155ZM183 223V222H182ZM197 223V222H196ZM204 223V222H203ZM260 223V222H259ZM8 224H10V223H8ZM17 224H19V223H17ZM29 224V223H28ZM52 224H56V223H52ZM51 224V228L53 227V225ZM114 224V223H113ZM112 224V225H113ZM122 224H120V225H118V226H121ZM200 224V223H199ZM261 224V223H260ZM41 225V224H40ZM46 225V224H45ZM126 225V224H125ZM125 225H124V227H125ZM156 225H158V224H155V226ZM188 225V224H187ZM192 226V224H189V226L188 227H191ZM262 225V224H261ZM27 226V225H26ZM56 226V225H55ZM54 226V227H55ZM130 226V225H129ZM145 226V227H144ZM161 227H162V225H160ZM159 226V227H160ZM181 225L179 224V227H180ZM199 226V225H198ZM203 226H204V224H203ZM213 226V225H212ZM231 226H233V225H231ZM263 226V225H262ZM3 227V226H2ZM5 227H7V226H5ZM3 228V229H6V228ZM46 227V226H45ZM62 227V226H61ZM114 227V226H113ZM116 227V226H115ZM157 227V226H156ZM156 227H155V229H156ZM193 227H195V226H193ZM200 227H201V225H200ZM214 227V226H213ZM10 228V227H9ZM40 228V227H39ZM50 228V229H51ZM58 228V227H57ZM66 228V227H65ZM133 227L131 226V228H126L125 227V229H126V231H125V233H126V238H125V242L127 243V245H123V242L122 243H120V244H122L124 247H123V249H124V251H128V252H130V249L129 250H126V247H128V245L130 246V245H132V234H134L135 232H134V230L132 229ZM135 228V229H136ZM151 228V229H150ZM196 228H197V226H196ZM257 228V227H256ZM260 228V227H259ZM7 229H8V227H7ZM122 229L123 228H121V231H122ZM159 229V228H158ZM177 229V228H176ZM180 229H181V227H180ZM179 229V230H180ZM209 229V228H208ZM211 229V228H210ZM246 229H248V227L246 228ZM0 230H1V227H0ZM10 230V229H9ZM9 230H8V232H9ZM22 230V229H21ZM52 230H55V229H53L52 228ZM57 230V229H56ZM112 230V229H111ZM116 230H117V228H116ZM149 230H151V231H149ZM166 230V229H165ZM13 231V230H12ZM24 231V230H23ZM43 231V230H42ZM113 231H115V230H113ZM117 231H119V229L117 230ZM158 231H160V230H158ZM157 231V233H158V236L159 235H162V234H160V232H158ZM163 231L164 230H162V233H163ZM181 231V230H180ZM191 231H193V230H191ZM251 231V230H250ZM1 232V231H0ZM19 232V231H18ZM55 232V231H54ZM151 232V233H150ZM209 232V231H208ZM248 232H249V230H248ZM4 233V232H3ZM47 233V232H46ZM97 233V232H96ZM115 233H116V231H115ZM118 233V232H117ZM117 233L114 235V232H113V236H115L114 238H113V240L115 241V239L116 238H118V240L120 239V240H123V239H121V238H119V237H121L122 235V233H124V229H123V231L121 232V234H120V231H119V234L121 235H117ZM136 233V234H137ZM19 234V233H18ZM28 234V233H27ZM56 234V233H55ZM54 234V235H55ZM59 234V233H58ZM69 234H70V232H69ZM150 234H151V236H150ZM178 234H179V232H178ZM234 234V233H233ZM246 234V233H245ZM26 235V234H25ZM51 235V234H50ZM57 235V234H56ZM55 235V236H56ZM84 235V234H83ZM116 235L118 236V237H116ZM123 235H125V234H123ZM157 235V234H156ZM164 235V234H163ZM252 235V234H251ZM39 236H40V234H39ZM55 236H52V237H54L55 238ZM60 235H58V236H56L57 238L59 237ZM63 236V235H62ZM137 236V235H136ZM135 236V237H136ZM157 236V237H158ZM212 236V235H211ZM235 236V235H234ZM233 236V237H234ZM19 237V236H18ZM47 237V236H46ZM96 237V236H95ZM167 237V236H166ZM218 237V236H217ZM263 237V236H262ZM23 238V237H22ZM60 238V237H59ZM74 238H76V237H74ZM122 238H123V236H122ZM142 238H140V239H142ZM208 238V237H207ZM210 238V237H209ZM227 238V237H226ZM225 238V239H226ZM27 239H28V237H27ZM32 239V238H31ZM53 239V238H52ZM56 239V238H55ZM99 239H101V238H99ZM134 239V238H133ZM162 239H163V237H162ZM167 239V238H166ZM180 239V238H179ZM217 239V238H216ZM232 239V238H231ZM262 239V238H261ZM33 240V239H32ZM57 240V239H56ZM66 240V239H65ZM109 240V239H108ZM112 240V242H114ZM117 240V241H118ZM134 240H136V239H134ZM173 240H174V238H173ZM259 240V239H258ZM22 241V240H21ZM54 242H55V240H53ZM60 241H61V239H60ZM71 241V240H70ZM117 241H116V243H117ZM137 241V240H136ZM153 240H151L150 242L149 241H145L146 243H148L146 246L148 247H151L150 249H148V250H151L152 249V247H153V249H155L156 247L153 245L154 243L152 242ZM157 241V240H156ZM176 241V240H175ZM172 242V243H176V242ZM218 241V240H217ZM24 242V241H23ZM56 242H58L59 243V241H56ZM79 242H81V241H79ZM145 242H144V244H145ZM153 244H152V243ZM161 241H159V243H160ZM187 242V241H186ZM190 242V241H189ZM220 242V241H219ZM17 243V242H16ZM25 243V242H24ZM53 243V242H52ZM64 243H66V242H64ZM76 243H77V241H76ZM116 243H114V244H116ZM135 243V242H134ZM133 243V244H134ZM137 243H139V244H141V243H143V242H137ZM159 243H157V244H159ZM180 243V242H179ZM191 243V242H190ZM202 243V242H201ZM212 243V242H211ZM238 243V242H237ZM2 244V243H1ZM0 244V245H1ZM37 244V243H36ZM67 244V243H66ZM86 244V243H85ZM104 244H106V243H104ZM144 244H142V245H140V246H142V247H145L144 246ZM153 246H152V245ZM163 244V242L160 244V245H162ZM233 244V243H232ZM14 245H15V242H14ZM17 245V244H16ZM32 245V244H31ZM38 245V244H37ZM46 245L48 246V244L46 243ZM60 245H62L61 243H60ZM59 245V246H60ZM65 245V244H64ZM81 245V244H80ZM170 245V244H169ZM176 246H177V243L175 244ZM183 245V244H182ZM189 245V244H188ZM69 246H70V244H69ZM103 246V245H102ZM105 246H107V245H105ZM115 246V245H114ZM119 246V245H118ZM136 246V245H135ZM139 245H137V248H139L138 247ZM158 246V245H157ZM225 246V245H224ZM252 246V245H251ZM254 246V245H253ZM77 247V246H76ZM162 247H164L163 245L160 247H157V248H161L162 249ZM178 247V246H177ZM177 247H175V248H177ZM194 247V246H193ZM201 247H203V246H201ZM47 248V247H46ZM97 248V247H96ZM95 248V249H96ZM101 248V247H100ZM130 248H131V246H130ZM141 248V247H140ZM191 248V247H190ZM222 248V247H221ZM242 248V247H241ZM258 248V247H257ZM2 249V248H1ZM5 249V248H4ZM16 249V248H15ZM18 249V248H17ZM25 249V248H24ZM68 249H70V248H68ZM76 249V248H75ZM78 249V248H77ZM81 249V248H80ZM145 249V248H144ZM144 249H143V252H145L146 251V249H145V251H144ZM153 249L151 250V251H153ZM174 249V248H173ZM173 249H172V251H173ZM227 249V248H226ZM231 249V248H230ZM22 250V249H21ZM45 250V249H44ZM85 250V249H84ZM138 250H140L141 251V249H138ZM156 250V249H155ZM160 250V249H159ZM162 250H164V249H162ZM162 250H160L161 252H163ZM169 250V249H168ZM199 250V249H198ZM202 250H204V249H202ZM211 250V249H210ZM218 250V249H217ZM224 250V249H223ZM5 251V250H4ZM47 251V250H46ZM51 251V250H50ZM65 251V250H64ZM67 251V250H66ZM77 251V250H76ZM81 251V250H80ZM95 251V250H94ZM106 251V250H105ZM115 251H117V250H115ZM114 251V252H115ZM176 251V250H175ZM179 251V250H178ZM256 251V250H255ZM5 252H7V251H5ZM16 252H17V250H16ZM19 252V251H18ZM73 252V251H72ZM91 252V251H90ZM98 252V251H97ZM118 252V251H117ZM134 252V251H133ZM133 252H131V254L134 256L135 255V253L133 254ZM148 253L147 254H145V255H147L148 256V254H149V252L150 251H147ZM155 252V251H154ZM154 252H152V253H154ZM157 252V251H156ZM156 252L154 253L155 255H157L156 254ZM159 252V251H158ZM161 252H159L160 254H161ZM181 252V251H180ZM185 252V251H184ZM219 252V251H218ZM222 252V251H221ZM37 253V252H36ZM46 253V252H45ZM44 253V254H45ZM57 253V252H56ZM64 253V252H63ZM66 253V252H65ZM68 253H70V252H68ZM77 253V252H76ZM137 253V252H136ZM139 254H140V252H138ZM146 253V252H145ZM152 253H150V256H152ZM159 253H158V255L157 256H159ZM224 253V252H223ZM240 253V252H239ZM242 253V252H241ZM243 253H244V251H243ZM242 253V254H243ZM255 253V252H254ZM2 254V253H1ZM62 254V253H61ZM139 254L138 255H135V256H139ZM153 254V255H154ZM177 255L178 254H180L179 252L178 253H176ZM193 254V253H192ZM203 254V253H202ZM221 254V253H220ZM230 254V253H229ZM3 255V254H2ZM64 255V254H63ZM116 255V254H115ZM122 255H123V257L121 258V257H118L117 256V259L118 260H120V261H118L117 259H116V257L114 256V260H116L117 261V264L118 263H120V262H125L127 259H128V256L126 257V253H125V255H124V253L122 252ZM162 255V254H161ZM196 255V254H195ZM199 255V254H198ZM4 256V255H3ZM13 256V255H12ZM12 256H11V258H12ZM15 256V255H14ZM23 256V255H22ZM50 256V255H49ZM60 256V255H59ZM77 256V255H76ZM85 256V255H84ZM132 256V258H134ZM170 256V255H169ZM202 256V255H201ZM209 256H211V255H209ZM215 256V255H214ZM5 257V256H4ZM16 257V256H15ZM62 257V256H61ZM67 257V256H66ZM154 257V256H153ZM165 257H167V256H165ZM172 257V256H171ZM181 257V256H180ZM200 257V256H199ZM220 257V256H219ZM241 257V256H240ZM251 257V256H250ZM261 257V256H260ZM10 258V257H9ZM20 258V257H19ZM71 258V257H70ZM69 258V259H70ZM122 259V261H121V259ZM127 258V259H126ZM145 258H147V257H145ZM156 258H158V257H155V258H153L152 259V257H151V261L152 260H155V261H157V259ZM159 258H160V256H159ZM159 258H158V260H159ZM178 258H179V256H178ZM197 258V257H196ZM228 258H230V257H228ZM242 258V257H241ZM2 259H4L3 257H2ZM44 259H46V257L44 258ZM54 259V258H53ZM204 259V258H203ZM226 259V258H225ZM236 259V258H235ZM240 259V258H239ZM247 259V258H246ZM259 259V258H258ZM20 260V259H19ZM32 260V259H31ZM36 260V259H35ZM38 260V259H37ZM90 260V259H89ZM129 260V259H128ZM135 260V259H134ZM148 260V259H147ZM164 260V259H163ZM169 260V259H168ZM166 261L167 262V264H169L168 262H170V261ZM194 260V259H193ZM221 260V259H220ZM5 261H7V260H5ZM4 261V262H5ZM9 261V260H8ZM59 261V260H58ZM130 261V260H129ZM139 261V260H138ZM138 261H136L135 263H137ZM146 261V260H145ZM155 261H154V263H153V261L151 262L152 264H155ZM199 261V260H198ZM237 261V260H236ZM256 261V260H255ZM13 262V261H12ZM23 262V261H22ZM34 262V261H33ZM45 262V261H44ZM101 262V261H100ZM128 262V261H127ZM126 262V263H127ZM148 262H150V261H148ZM176 262V261H175ZM174 262V263H175ZM184 262V261H183ZM205 262V261H204ZM220 262V261H219ZM218 262V263H219ZM11 263V262H10ZM9 263V264H10ZM134 263V262H133ZM139 263V262H138ZM151 263H149V264H151ZM247 263V262H246ZM253 263V262H252ZM258 263V262H257ZM261 263V262H260ZM1 264V263H0ZM13 264V263H12ZM18 264V263H17ZM33 264V263H32ZM44 264V263H43ZM55 264H57V263H55ZM59 264V263H58ZM121 264H123V263H121ZM127 264H129V263H127ZM140 264V263H139ZM148 264V263H147ZM157 264V263H156ZM164 264H166V263H164ZM170 264H173V262L172 263H170ZM208 264V263H207ZM251 264V263H250ZM255 264V263H254Z\"/></svg>",
  "mask_w": 264,
  "mask_h": 264
}]
</instances>
